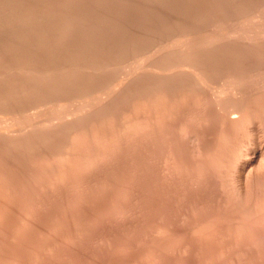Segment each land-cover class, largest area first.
Wrapping results in <instances>:
<instances>
[{"label":"rangeland","instance_id":"obj_1","mask_svg":"<svg viewBox=\"0 0 264 264\" xmlns=\"http://www.w3.org/2000/svg\"><path fill=\"white\" fill-rule=\"evenodd\" d=\"M188 1L189 0H167V1L162 0V3H161L160 0H147V1H144V0H0V19H1L0 20V63H1L0 64V83L3 82V84H0V87H1L0 88V111H1L0 112V144H1L0 145L1 146L0 147V170L2 171V173L0 171V208H1L0 209V264H264V215H263L264 210H261L262 208L264 209V205H263L264 203L261 202L264 200L263 198L264 197V192H263L264 191L263 190L264 189L263 187L264 161L257 164V167L255 166V168L257 169L253 170V175H252L255 177H252L250 175L247 176L246 171H243L240 169L241 163H242V160H241L242 157L239 156V158L241 159L237 157L241 153H242L241 155H243L244 153L251 151V149H253V147L255 146L257 149L258 148L260 149L261 151L260 153L264 154V135H263L264 114L262 113L264 112V109L262 107L264 106V104L261 105L262 103H264L263 102L264 96H262V98H258V100L254 99V100H250L249 103H247L248 102L247 101L246 103L242 104L244 105L243 113L246 111L245 112L246 114L245 113L244 114L247 115V117L244 115L245 119L243 118L242 120L237 121V122H231V121L229 122V118H226V117H228L227 116L228 112L232 111L233 109L230 108L229 105L227 106L229 108H227L226 105L224 106L218 105L221 111L217 109L218 108L217 105H213L214 106L213 107L212 104L211 105L207 104L206 106V104L204 103L203 104L204 106H203L202 101H200L197 96V94L199 95V92L201 91L199 90V88L194 89L195 86L196 87L198 86L196 85V83L195 85L194 83H192V82H195V78L197 75V77L201 76V78L205 80L209 78L207 80V82L210 81L208 82L209 85H211V87L213 86L214 88H218L219 86H222L221 85L222 83L224 86H227L230 83H233L238 79H242V78L244 79L246 77H251L253 75L254 70L256 71L254 73H258L261 76L264 75V63H263L264 62V46H262L264 43V34H263L264 33V28H263L264 27V3H263L264 0L262 1L261 0H257V1L256 0L254 1L253 0H249V1L243 0L244 2L243 1L241 2V0H236V1L227 0L229 3L226 0H200V1L190 0L189 2ZM202 1H204V3ZM219 1L220 2L223 1V2L220 3ZM210 3L212 4L210 5ZM198 4H200L201 6ZM218 4L222 5V7L219 6ZM242 6H243V9H242ZM246 7L249 10L246 9ZM238 8H240L239 9L240 12L239 10H237ZM234 9L236 10L234 11ZM241 10H243L242 11L243 13L241 12ZM230 11H233V12H230ZM170 13L171 14L173 13V14L171 15ZM230 14H232L231 15L232 17L230 16ZM135 16L139 20H137ZM146 16H149L147 17V20H146ZM152 16L153 18H151ZM94 17L96 18L98 17L99 19L97 18L95 20ZM171 17H173L174 19H172ZM183 19L185 21L187 20L188 22L187 21L185 22ZM90 21L92 22L94 21V22L92 23ZM180 21L182 22V24ZM26 24L28 26H26ZM173 24L175 25L173 26ZM249 27L251 28V31ZM144 28L147 31H145ZM166 28H168L167 29L168 31L166 30ZM186 28H187V31H186ZM10 29L12 30L10 31ZM152 29H153V32H151ZM139 30L141 31L139 32ZM160 30H161V33L159 34ZM242 30L245 32H243ZM55 31L57 32L56 33L57 35L54 33ZM101 31L102 32L104 31V32L102 33ZM46 32L47 34H44ZM145 32L146 34L144 35ZM112 33L114 36L112 35ZM30 35L31 37H29ZM94 35L98 37H95ZM52 36L54 38H52ZM88 37H90L92 41H90L91 39H89ZM118 37L120 40L118 39ZM123 37L124 39H126V41L123 39ZM140 38H142L144 41L141 40ZM33 40L36 42H34ZM53 40H55V42L57 40L56 44ZM29 42L30 43L32 42L35 47ZM182 42H185V43H182ZM93 43H95V45ZM115 43L116 44L119 43V44L116 45ZM144 43H146L145 46H144ZM37 44L40 47H38ZM67 44L69 46H67ZM106 44L107 45L109 44V45L107 46ZM183 44H185L186 46ZM50 45L52 46V48ZM25 46L27 47L26 49L28 50V52L27 50H24ZM70 46L72 49L70 48ZM89 46L90 47L93 46L94 50L91 49L92 47L90 48ZM163 46L166 48H164ZM45 48H49V49H46L48 50L47 51L48 53L46 52ZM51 49L52 50L54 49V52L53 51L51 52L50 51ZM73 49L75 52L72 51ZM122 49L124 51H122ZM32 50H33V53L31 52ZM38 50H40V52ZM42 51L44 52V54L42 53ZM69 51H71V53ZM87 51L89 52L87 53ZM116 54L118 56H116ZM36 55L39 57V59ZM48 56L49 58L51 57L50 58L51 60L48 58ZM121 56L123 57V61H122ZM80 57H82L83 60ZM112 58L114 61L112 60ZM56 59L58 60L60 59L61 61L63 59V61L62 62L57 61ZM108 60L110 61V63L108 62ZM184 60H186L187 63ZM3 61H4L5 66H3L2 64ZM88 61H90L91 63ZM112 61L115 63H113ZM117 61H119L120 63L119 62L117 63ZM178 61L179 63L176 64V62ZM53 62H56V63L53 64ZM58 62L61 64L59 65ZM136 62H138L139 64H137ZM159 62L161 63L162 67ZM180 62H182V64H180ZM190 62L195 63V65L198 64L196 65L197 67L194 66L193 64L190 65ZM174 63L176 67H179V66L181 67V65L184 67H190V68H193L195 72L193 71L194 73L193 75L185 73L188 76L186 75L184 76V73L180 72V75H179L178 74L179 72L177 73L174 71L176 69V67L174 66ZM34 64L36 65V67ZM84 64L88 65L89 67L88 66L85 67ZM95 64L96 65L98 64L97 67ZM170 64H172L173 66ZM11 65H13L14 67H12ZM168 66H170V69L168 68ZM47 67L50 71L47 69ZM104 67H106V69ZM260 67H261V70L259 69ZM241 68L245 69V71L242 70ZM248 68L250 69V71L247 70ZM12 69L13 71H11ZM41 69L42 71L44 70L43 73ZM80 69L81 70L83 69V70L81 71ZM256 69H258V72ZM67 70L68 71L71 70V71L68 72ZM201 70L203 71L201 72ZM25 71H27V73ZM154 71H157V72H154ZM171 71H174L173 74L171 73L172 75L170 74ZM238 71H241V73ZM242 71L244 73H242ZM72 72L73 74H71ZM58 73H60L61 75ZM181 73L183 74V76ZM140 74L142 75V77ZM156 74H161V75L157 76ZM239 74L241 75L239 76ZM35 75H37V77ZM91 76L93 77L91 78ZM99 76H100V79H99ZM151 76L152 77L154 76V77L152 78ZM191 76L194 77V79ZM205 76L207 78H205ZM135 77L136 78L140 77L139 78L140 80L138 78L135 79ZM145 77L147 79H143ZM27 79L28 80L30 79V80L27 81ZM43 79L46 81H43ZM94 79L97 81H95ZM127 79L129 82L127 81ZM142 79L144 80V82ZM219 79H222L223 82H221ZM66 80L67 82L65 83ZM135 80L136 82H133ZM141 80L143 83L145 82L146 83L143 85ZM213 80H216L217 82L215 83V81ZM84 81H86V84ZM131 81L133 82V84ZM75 82L77 84H74ZM215 84H217V86ZM125 85L127 87H125ZM172 86H175V87H172ZM190 86L192 87L194 86V87L192 88ZM72 87H74V89ZM152 89H153L154 94L151 91ZM2 90H3V93H2ZM70 90L72 92H70ZM126 90L130 92H127ZM39 91H40V95H39ZM150 91L152 92L151 95H150ZM155 91L158 93L156 96L158 95H162L161 97H163L164 95H167V96H164L163 97L164 99L163 98L159 99V96H158L156 100V98L154 97L156 94ZM57 93L60 95L58 96ZM147 94H149L151 98H149ZM114 95L116 98L114 97ZM133 95L135 96L133 97ZM184 96L186 97L184 98ZM135 97H138V98L136 99ZM140 97H143V98H140ZM166 97L167 98L169 97L171 99L169 98L166 99ZM181 98L183 99V101ZM153 99L157 101L156 103L160 102L163 104H164L163 100H165L166 102L165 107H164L165 109L162 108V110H160V108L162 107L160 106L161 104H157L158 107H156V105L153 104L155 102ZM194 99L195 100L197 99L196 101H199V102L196 103ZM84 100L86 102H84ZM261 100L262 102L261 104L259 103L260 105L256 103V101L260 102ZM151 101L153 103H151ZM180 101L182 105L179 104ZM191 101L195 103L197 107L199 108L201 107L202 110L205 109L204 112L203 113L200 112L202 110L197 109L195 106L192 107L195 104L193 103L191 104ZM135 102L136 103L139 102V104H135ZM170 102L172 103V105ZM177 103L179 104L178 106H177ZM254 103L261 106L260 108L256 105L258 107V112H257V107L256 106L254 107L255 105ZM189 104H191L190 106L193 108V110L190 107H188ZM248 104L249 105L251 104L254 108L251 105L250 106L252 108L250 106L247 107ZM135 106L136 108H139V110L134 108ZM211 106L213 110H211L210 114L213 113L212 114L213 118L211 117L209 112L206 111V110L210 111L209 108ZM60 107L64 109L62 110ZM149 107H152L151 109L153 112H150ZM220 107L221 108L223 107L224 109L223 108L221 109ZM75 108L78 111H76ZM187 108H189L190 110ZM194 108L196 109L194 110ZM226 108L227 110H225ZM248 108L249 110L250 108L252 110L254 109L253 110L254 112L252 110L251 111L253 115L255 114L256 117L255 116L252 117V115H250L251 111H249L250 112L249 113L247 110ZM259 108L261 109L260 111H259ZM91 109L93 110V112ZM166 109H168L167 110L168 114L170 115L171 113L172 116L170 115L169 117L168 114L165 115L167 112H165V114L164 112L161 113V111H165ZM216 109L218 111H216V114H215ZM58 110L60 111V113ZM125 110L126 111L130 110V111L126 113ZM184 110L186 111L184 112ZM116 111L118 112L115 113ZM63 112L64 114L65 113L66 114L64 115ZM122 112L127 114L128 116L127 115H126L127 117L124 116L125 114H123ZM131 112H133V114ZM189 112H190V115H189ZM194 112H197V113L200 112V113L197 114ZM205 112H207L208 115L205 114ZM61 113L64 115V117ZM159 113H161L162 116L157 118L156 115L158 116ZM107 114L108 116H106ZM131 114H132V117L130 116ZM153 114L156 117L155 121L158 119L157 122L154 121L155 123L149 122L151 120L152 121L154 120L153 118L155 117L152 116ZM185 114L186 116L187 115L189 116V117L187 116V118H189L191 121H193V119H191L192 116L194 119L196 117L197 120L195 119L196 121L194 120L195 121L194 123L193 122L191 123V121H189L190 122L189 123L188 122L189 119H186L187 121L185 119H182L184 117L186 118ZM149 115L152 118L151 117L149 118ZM173 115H175L176 117L175 116L173 117ZM198 115H200V117ZM100 117L102 119H100ZM133 117H136V118H133ZM179 117L181 120L178 119ZM105 118L106 119L108 118L111 121L108 120L109 121L108 122L107 120H104ZM129 118L130 120L132 118L133 119L130 121L128 120ZM166 118H169L171 120H169V122L167 123L166 120L168 119ZM254 118L256 120H254ZM146 119L147 121L149 120L148 123L150 124L146 123L147 121L145 122ZM160 119L162 120L166 119L165 123L167 125L161 122ZM50 120H52L53 123L49 122ZM94 120H96V122L98 121L99 123L97 122L96 124ZM140 120L142 121L139 122ZM182 120H184L183 121L184 123L186 121V123L183 124ZM61 122L65 125L61 124ZM119 122L121 123V125L122 124L123 125L121 126ZM159 122L160 124L162 123V126L159 125ZM48 123H52V126L51 124L48 125ZM130 123L131 124L133 123V124L131 125ZM151 123H154V125H151ZM111 124L114 126H112ZM196 124H197V127H196ZM28 125L30 127L32 125L33 126L31 128L26 127ZM37 125L39 127H37ZM105 125L106 127H104ZM156 125L157 126L159 125V126L156 128ZM226 125L229 127H227ZM256 125L258 126L261 125V126L258 127ZM107 126H109L110 128H108ZM194 126L196 128H194ZM202 126L205 128H203ZM102 127L105 129H103ZM119 127L122 129H120ZM187 127L188 129H191L192 131L194 129V132L197 135H195L193 132H192L193 134H190L191 132H189ZM190 127H192L193 129ZM112 128H113V131H112ZM109 129L111 130L109 131ZM154 129L155 131H153ZM158 129L160 132L158 131ZM165 129L167 131H165ZM179 129H180V135L178 134L179 132H177L179 131ZM211 129L212 131L210 135H208L210 132L209 130ZM260 129L262 131H260ZM207 130L209 132H207ZM161 131H162V134H161ZM235 131H236V134H234ZM103 132L104 133L106 132L107 135L106 133L104 135ZM121 132H123L122 135H121ZM199 132L202 134V136ZM218 133H220V135ZM7 135L11 137L8 138ZM182 135L183 137H181ZM187 135H189V137ZM185 136L187 137L185 138ZM194 136H196L195 137L196 140L192 139L194 138ZM208 136L209 138H207ZM229 136L230 138H228ZM100 137L102 139H100ZM221 137L225 140L223 141ZM6 138L11 139V140L9 141ZM65 138L67 139V141ZM105 138L106 139L110 138V139L109 140L107 139L106 141ZM165 138L168 140L166 141ZM12 139H14V141ZM88 139L90 141H88ZM112 139L115 141H113ZM128 139L130 141H128ZM187 139L192 140L196 144H194L193 142ZM3 140H5V142ZM118 140L119 142L117 143ZM126 140L127 142H125ZM171 140L173 142H171ZM7 141L10 143L12 142L9 147L6 145V144L8 145L10 144ZM214 141H216V145ZM13 142L15 143V145L13 144ZM167 142H169V144ZM92 144L95 146L93 147ZM98 145H102V146H98ZM133 145L135 148L133 147ZM175 145L176 146L178 145V147L179 146L180 147L177 148ZM201 145H202V149L203 150L205 149L204 151L202 149L200 150ZM152 146L154 150H152ZM225 146H228V148ZM101 147L103 149H101ZM110 147L111 149L108 150V148ZM216 147L219 150H217ZM39 148L40 150H38ZM115 148L118 150H116ZM155 148H158V149H155ZM212 148L215 152L212 150ZM233 148H234V152H233ZM29 149L31 150V152ZM186 149L188 150V152ZM158 150L159 152L163 153L165 156L159 153ZM154 152L155 153L158 152V153L155 154ZM205 152L207 153L205 154ZM223 152L224 153L226 152V153L224 154ZM32 153L34 154L32 155ZM68 153H71V154H68ZM188 153L190 156L187 155ZM230 153L236 156H233ZM81 154L84 155V158ZM202 154H204L206 158L203 159ZM173 155H174V158H172ZM182 155H184L185 158H183L184 156ZM143 156L146 158H144ZM221 156H223L224 160L222 159ZM27 157H29V159ZM212 157L213 158L215 157L214 160L212 159ZM137 158H140V159H137ZM35 159L37 160L35 161ZM186 159H188L187 161L189 163L186 161ZM190 159H192L193 161L195 159H198V161L196 160L197 162L196 161L193 162ZM233 159L237 160L238 162L236 161L235 163V160ZM200 160L201 162H203L202 164H200L201 162L199 163ZM202 160H205V161H202ZM211 160H213L212 163L214 164L211 163ZM219 160L221 161V163ZM180 161L182 162L183 166L181 165ZM215 161L216 163L218 162L217 163L218 165L215 163ZM225 161L227 162L224 163ZM85 163H87V165H85ZM101 163L102 164L104 163V164L102 165ZM207 163H208V166H207ZM204 164H205V167L203 166ZM215 164L216 166H214ZM219 164H222L223 167L225 168H223ZM228 164H230L229 165L230 167L228 166ZM35 166L37 167V169ZM95 166L96 167L99 166V169L95 168ZM231 168H233L234 170L233 169L231 170ZM236 168L238 170H236ZM260 168H262V170H260ZM212 169L214 171H212ZM203 170L204 171L207 170L210 173L207 171L204 172ZM4 172L6 173V175ZM241 172H242V175H241ZM239 176L242 178V181ZM251 177L254 179H252ZM258 177L263 178V180L259 179ZM245 179H249V180H245ZM31 180H35V181L32 182ZM252 180H255V182ZM214 181L217 184H215ZM208 182L210 186L212 185V187L208 185ZM254 183H256V185H254ZM257 185L259 186V188H256L258 187ZM209 187L213 189H210ZM260 187L263 193L261 192ZM202 188H204L205 190L207 189V190L205 191L203 189L201 191ZM216 189H218L217 192L215 191ZM256 189L259 190L260 194ZM262 194L263 196L260 198ZM256 197H258L257 199H259L260 201L257 200ZM259 202L262 203V207L260 206L261 204ZM255 205L257 208L258 207L260 208V209L259 208L257 209L255 207L258 211H255L256 210L255 208H254L255 210L253 209V206ZM245 206L247 209L245 208ZM260 211L263 212V214L260 213ZM250 213H253V214L255 213V214L253 215ZM256 214L258 215L256 217L257 219L254 217Z\"/></svg>","mask_w":264,"mask_h":264},{"label":"bare ground","instance_id":"obj_2","mask_svg":"<svg viewBox=\"0 0 264 264\" xmlns=\"http://www.w3.org/2000/svg\"><path fill=\"white\" fill-rule=\"evenodd\" d=\"M144 1H147V0H144ZM166 1H167V0H166ZM189 1H190V0H189ZM189 1H188V2H189ZM198 1H200V0H198ZM226 1H227V0H226ZM229 1H231V0H229ZM235 1H236V0H235ZM242 1H243V0H241V2H242ZM248 1H249V0H248ZM253 1H254V0H253ZM256 1H257V0H256ZM261 1H262V0H261ZM160 2L162 3V0H160ZM164 2H165V1H164ZM179 2H181V1H179ZM202 2L204 3V1H202ZM208 2H209V1H208ZM211 2H212V1H211ZM215 2H216V1H215ZM217 2H218V1H217ZM219 2H220V1H219ZM221 2H223V1H221ZM221 2H220V3H221ZM224 2H225V1H224ZM227 2H228V1H227ZM243 2H244V1H243ZM258 2H259V1H258ZM138 3H139V2H138ZM152 3H153V2H152ZM225 3H226V2H225ZM228 3H229V2H228ZM228 3H227V4H228ZM230 3H232V2H230ZM254 3H256V2H254ZM263 3H264V2H263ZM142 4H143V3H142ZM170 4H171V3H170ZM184 4H185V3H184ZM184 4H183V5H184ZM211 4H212V3H210V5H211ZM216 4H217V3H216ZM222 4H223V3H222ZM236 4H237V3H236ZM241 4H242V3H241ZM249 4H250V3H249ZM143 5H144V4H143ZM147 5H148V4H147ZM162 5H163V4H162ZM162 5H161V6H162ZM173 5H174V4H173ZM183 5H182V6H183ZM198 5H200V4H198ZM207 5H208V4H207ZM213 5H214V4H213ZM218 5L222 7V5H220V4H218ZM228 5H229V4H228ZM237 5H238V4H237ZM250 5H251V4H250ZM250 5H249V6H250ZM253 5H254V4H253ZM256 5H257V4H256ZM259 5H260V4H259ZM163 6H164V5H163ZM163 6H162V7H163ZM165 6H166V4H165ZM177 6H178V5H177ZM195 6H196V4H195ZM200 6H201V5H200ZM204 6H205V5H204ZM216 6H217V5H216ZM219 6H218V7H219ZM226 6H227V5H226ZM245 6H247V5H245ZM209 7H210V6H209ZM223 7H224V6H223ZM230 7H231V6H230ZM234 7H235V6H234ZM253 7H254V6H253ZM156 8H157V7H156ZM169 8H170V7H169ZM171 8H172V6H171ZM174 8H175V7H174ZM182 8H183V7H182ZM182 8H181V9H182ZM205 8H206V7H205ZM205 8H204V9H205ZM210 8H211V7H210ZM210 8H209V9H210ZM228 8H229V7H228ZM228 8H227V9H228ZM150 9H151V8H150ZM150 9H149V10H150ZM157 9H158V8H157ZM161 9H162V8H161ZM181 9H180V10H181ZM185 9H186V8H185ZM187 9H188V8H187ZM189 9H190V8H189ZM192 9H193V8H192ZM200 9H201V8H200ZM202 9H203V8H202ZM211 9H212V8H211ZM239 9H240V8H238L237 10H239ZM242 9H243V6H242ZM246 9H248V8L246 7ZM260 9H261V8H260ZM145 10H146V9H145ZM163 10H164V9H163ZM166 10H167V9H166ZM171 10H172V9H171ZM180 10H178V11H180ZM221 10H222V9H221ZM235 10H236V9H234V11H235ZM248 10H249V9H248ZM178 11H177V12H178ZM184 11H185V10H184ZM188 11H189V10H188ZM211 11H212V10H211ZM211 11H210V12H211ZM224 11H225V10H224ZM242 11H243V10H241V12H242ZM251 11H252V10H251ZM165 12H166V11H165ZM168 12H169V11H168ZM182 12H183V10H182ZM210 12H209V13H210ZM230 12H233V11H230ZM230 12H229V13H230ZM239 12H240V10H239ZM146 13H147V11H146ZM160 13H162V12H160ZM212 13H213V12H212ZM212 13H211V14H212ZM219 13H220V12H219ZM227 13H228V11H227ZM242 13H243V12H242ZM242 13H241V14H242ZM244 13H245V12H244ZM255 13H256V11H255ZM170 14H171V13H170ZM172 14H173V13H172ZM172 14H171V15H172ZM200 14H201V13H200ZM157 15H158V14H157ZM178 15H179V14H178ZM212 15H213V14H212ZM216 15H218V14H216ZM222 15H223V14H222ZM231 15H232V14H230V16H231ZM233 15H234V14H233ZM237 15H238V14H237ZM244 15H245V14H244ZM257 15H258V14H257ZM197 16H198V15H197ZM200 16H201V15H200ZM203 16H204V15H203ZM203 16H202V17H203ZM209 16H210V15H209ZM227 16H228V15H227ZM8 17H9V16H8ZM8 17H7V18H8ZM51 17H52V16H51ZM68 17H69V16H68ZM70 17H71V16H70ZM82 17H83V16H82ZM103 17H105V16H103ZM135 17H136V16H135ZM140 17H141V16H140ZM147 17H149V16H146V20H147ZM160 17H161V16H160ZM193 17H194V16H193ZM217 17H218V16H217ZM231 17H232V16H231ZM54 18H55V17H54ZM71 18H72V17H71ZM92 18H93V17H92ZM92 18H91V19H92ZM94 18H95V20H96L98 17H97V18L94 17ZM136 18H137V17H136ZM151 18H153V16H152ZM164 18H165V17H164ZM171 18L174 19L173 17H171ZM175 18H176V17H175ZM180 18H181V17H180ZM76 19H77V18H76ZM82 19H83V18H82ZM98 19H99V18H98ZM121 19H122V18H121ZM148 19H149V18H148ZM160 19H161V18H160ZM212 19H213V18H212ZM232 19H233V18H232ZM243 19H244V18H243ZM0 20H1V19H0ZM3 20H4V19H3ZM93 20H94V19H93ZM118 20H120V19H118ZM127 20H128V19H127ZM137 20H139V19L137 18ZM141 20H142V19H141ZM155 20H156V19H155ZM179 20H180V19H179ZM183 20H184V19H183ZM224 20H225V19H224ZM230 20H231V19H230ZM4 21H5V20H4ZM9 21H10V20H9ZM11 21H12V20H11ZM19 21H20V20H19ZM35 21H36V20H35ZM35 21H34V22H35ZM63 21H64V20H63ZM77 21H78V20H77ZM83 21H84V20H83ZM122 21H123V20H122ZM124 21H125V20H124ZM131 21H132V20H131ZM135 21H136V20H135ZM184 21H185V20H184ZM186 21H187V20H186ZM186 21H185V22H186ZM212 21H213V20H212ZM231 21H232V20H231ZM236 21H237V20H236ZM249 21H250V20H249ZM30 22H31V21H30ZM39 22H40V20H39ZM68 22H69V21H68ZM90 22H92V21H90ZM93 22H94V21H93ZM93 22H92V23H93ZM128 22H129V21H128ZM154 22H155V21H154ZM162 22H163V21H162ZM180 22H181V21H180ZM187 22H188V21H187ZM199 22H200V21H199ZM51 23H52V22H51ZM65 23H66V22H65ZM80 23H82V22H80ZM85 23H86V22H85ZM126 23H127V22H126ZM130 23H131V22H130ZM134 23H136V22H134ZM142 23H143V22H142ZM190 23H191V21H190ZM190 23H189V24H190ZM192 23H193V21H192ZM219 23H220V22H219ZM21 24H22V23H21ZM35 24H36V23H35ZM38 24H39V23H38ZM47 24H48V23H47ZM47 24H46V25H47ZM67 24H68V23H67ZM87 24H88V22H87ZM89 24H90V23H89ZM128 24H129V23H128ZM128 24H127V25H128ZM152 24H153V23H152ZM152 24H151V25H152ZM154 24H155V23H154ZM181 24H182V22H181ZM181 24H180V25H181ZM10 25H11V23H10ZM24 25H25V24H24ZM52 25H53V24H52ZM55 25H56V24H55ZM71 25H72V24H71ZM71 25H70V26H71ZM97 25H98V24H97ZM97 25H96V26H97ZM136 25H137V24H136ZM148 25H149V23H148ZM157 25H158V23H157ZM168 25H169V24H168ZM168 25H167V26H168ZM170 25H171V24H170ZM174 25H175V24H173V26H174ZM187 25H188V24H187ZM202 25H203V24H202ZM208 25H209V24H208ZM259 25H260V24H259ZM6 26H7V25H6ZM22 26H23V25H22ZM26 26H28V25L26 24ZM30 26H31V25H30ZM41 26H42V25H41ZM58 26H59V25H58ZM155 26H156V25H155ZM155 26H154V27H155ZM245 26H246V25H245ZM4 27H5V26H4ZM20 27H21V26H20ZM55 27H56V26H55ZM75 27H77V26H75ZM90 27H91V26H90ZM92 27H93V26H92ZM133 27H134V26H133ZM136 27H137V26H136ZM158 27H159V26H158ZM165 27H166V26H165ZM168 27H169V26H168ZM171 27H172V26H171ZM182 27H183V26H182ZM211 27H212V26H211ZM259 27H260V26H259ZM34 28H35V27H34ZM56 28H57V27H56ZM65 28H66V27H65ZM121 28H122V27H121ZM126 28H127V27H126ZM126 28H125V29H126ZM155 28H156V27H155ZM183 28H184V27H183ZM249 28H250V27H249ZM253 28H254V27H253ZM256 28H257V27H256ZM263 28H264V27H263ZM37 29H39V28H37ZM40 29H41V28H40ZM50 29H51V28H50ZM69 29H70V28H69ZM88 29H89V28H88ZM97 29H98V28H97ZM125 29H124V30H125ZM144 29H145V28H144ZM156 29H157V28H156ZM167 29H168V28H166V30H167ZM169 29H170V28H169ZM172 29H173V28H172ZM188 29H189V28H188ZM193 29H195V28H193ZM11 30H12V29H10V31H11ZM21 30H22V29H21ZM28 30H29V28H28ZM30 30H31V29H30ZM32 30H33V29H32ZM46 30H47V29H46ZM54 30H55V29H54ZM54 30H53V31H54ZM75 30H76V29H75ZM78 30H80V29H78ZM83 30H84V29H83ZM90 30H91V29H90ZM103 30H104V29H103ZM121 30H122V29H121ZM149 30H150V29H149ZM166 30H165V31H166ZM246 30H247V29H246ZM19 31H20V30H19ZM43 31H44V29H43ZM94 31H95V30H94ZM135 31H136V30H135ZM140 31H141V30H139V32H140ZM145 31H147V30L145 29ZM167 31H168V30H167ZM183 31H184V30H183ZM186 31H187V28H186ZM242 31H243V30H242ZM250 31H251V28H250ZM24 32H25V31H24ZM24 32H23V33H24ZM26 32H27V31H26ZM34 32H35V31H34ZM34 32H33V33H34ZM39 32H40V31H39ZM48 32H49V31H48ZM51 32H52V31H51ZM61 32H62V31H61ZM76 32H77V31H76ZM79 32H80V31H79ZM98 32H99V31H98ZM101 32H102V31H101ZM103 32H104V31H103ZM103 32H102V33H103ZM126 32H127V30H126ZM126 32H125V33H126ZM151 32H153V29H152ZM156 32H157V31H156ZM189 32H190V31H189ZM231 32H232V31H231ZM231 32H230V33H231ZM243 32H245V31H243ZM257 32H258V31H257ZM261 32H262V31H261ZM17 33H18V32H17ZM20 33H21V32H20ZM33 33H32V34H33ZM40 33H41V32H40ZM49 33H50V32H49ZM52 33H53V32H52ZM54 33L56 34L57 32L55 31ZM80 33H81V32H80ZM83 33H84V31H83ZM83 33H82V34H83ZM121 33H123V32H121ZM125 33H124V34H125ZM137 33H138V32H137ZM157 33H158V32H157ZM160 33H161V30H160L159 34H160ZM163 33H164V32H163ZM169 33H170V32H169ZM169 33H168V35H169ZM185 33H186V32H185ZM233 33H234V31H233ZM233 33H232V34H233ZM236 33H237V31H236ZM254 33H255V32H254ZM10 34H11V33H10ZM21 34H22V33H21ZM36 34H37V32H36ZM44 34H47V32L44 33ZM50 34H51V33H50ZM50 34H49V35H50ZM76 34H77V33H76ZM92 34H94V33H92ZM98 34H99V33H98ZM145 34H146V32L144 33V35H145ZM187 34H189V33H187ZM207 34H208V33H207ZM216 34H217V33H216ZM250 34H251V33H250ZM263 34H264V33H263ZM12 35H13V33H12ZM17 35H18V34H17ZM17 35H16V36H17ZM39 35H40V34H39ZM56 35H57V34H56ZM60 35H61V34H60ZM79 35H80V34H79ZM95 35H96V34H95ZM95 35H94V36H95ZM103 35H104V34H103ZM112 35H113V33H112ZM117 35H118V34H117ZM121 35H122V34H121ZM142 35H143V34H142ZM168 35H167V36H168ZM180 35H181V34H180ZM194 35H195V33H194ZM228 35H229V34H228ZM233 35H234V34H233ZM260 35H261V34H260ZM61 36H62V35H61ZM61 36H60V37H61ZM81 36H82V35H81ZM88 36H89V35H88ZM94 36H93V37H94ZM113 36H114V35H113ZM115 36H116V34H115ZM130 36H131V35H130ZM133 36H134V34H133ZM136 36H137V35H136ZM139 36H140V35H139ZM165 36H166V35H165ZM174 36H175V34H174ZM253 36H254V35H253ZM22 37H23V35H22ZM29 37H31V35H30ZM48 37H49V36H48ZM57 37H58V36H57ZM62 37H63V36H62ZM73 37H74V36H73ZM77 37H78V36H77ZM90 37H91V36H90ZM90 37H88V38L91 39ZM95 37H98V36H95ZM95 37H94V38H95ZM111 37H112V36H111ZM155 37H156V36H155ZM160 37H161V36H160ZM256 37H257V36H256ZM27 38H28V37H27ZM52 38H54V37L52 36ZM74 38H75V37H74ZM94 38H93V39H94ZM103 38H104V36H103ZM131 38H132V37H131ZM145 38H146V37H145ZM145 38H144V39H145ZM157 38H158V37H157ZM165 38H166V37H165ZM208 38H209V37H208ZM212 38H213V37H212ZM232 38H233V37H232ZM261 38H262V37H261ZM25 39H26V37H25ZM25 39H24V41H25ZM30 39H31V38H30ZM36 39H38V38H36ZM50 39H51V38H50ZM56 39H57V38H56ZM71 39H72V38H71ZM95 39H96V38H95ZM107 39H108V38H107ZM109 39H110V37H109ZM111 39H112V38H111ZM118 39H119V37H118ZM123 39H124V37H123ZM127 39H128V38H127ZM135 39H136V38H135ZM140 39L143 40L142 38H140ZM155 39H156V38H155ZM191 39H192V38H191ZM196 39H197V38H196ZM196 39H195V40H196ZM255 39H256V38H255ZM83 40H84V39H83ZM96 40H97V39H96ZM112 40H113V39H112ZM119 40H120V39H119ZM121 40H122V39H121ZM124 40L126 41V39H124ZM136 40H137V39H136ZM138 40H139V39H138ZM219 40H220V39H219ZM222 40H223V39H222ZM30 41H31V40H30ZM33 41H34V40H33ZM33 41H32V42H33ZM39 41H40V40H39ZM53 41L55 42V40H53ZM77 41H78V40H77ZM80 41H81V40H80ZM90 41H92V39H91ZM90 41H89V43H90ZM103 41H104V40H103ZM107 41H108V40H107ZM107 41H105V42H107ZM117 41H118V40H117ZM130 41H131V40H130ZM143 41H144V40H143ZM152 41H153V40H152ZM216 41H217V40H216ZM32 42H31V43L29 42V43L33 45ZM34 42H36V41H34ZM56 42H57V40H56ZM56 42H55V44H56ZM68 42H69V41H68ZM78 42H79V41H78ZM78 42H77V43H78ZM83 42H84V41H83ZM93 42H95V41H93ZM101 42H102V40H101ZM115 42H116V40H115ZM134 42H135V41H134ZM150 42H151V41H150ZM173 42H174V41H173ZM42 43H43V42H42ZM50 43H51V42H50ZM69 43H70V42H69ZM91 43H92V42H91ZM97 43H98V42H97ZM97 43H96V45H97ZM119 43H120V42H119ZM119 43H117V44H119ZM146 43H147V42H146ZM146 43H144V46H145ZM154 43H155V42H154ZM182 43H185V42H182ZM244 43H245V42H244ZM23 44H24V43H23ZM44 44H45V43H44ZM48 44H49V43H48ZM93 44L95 45V43H93ZM115 44H116V43H115ZM117 44H116V45H117ZM141 44H142V43H141ZM148 44H149V43H148ZM148 44H147V45H148ZM155 44H156V43H155ZM157 44H158V43H157ZM161 44H162V42H161ZM169 44H170V43H169ZM171 44H172V43H171ZM205 44H206V43H205ZM224 44H225V43H224ZM25 45H26V44H25ZM35 45H36V43H35ZM51 45H52V44H51ZM51 45H50V46H51ZM57 45H58V44H57ZM64 45H65V44H64ZM106 45H107V44H106ZM108 45H109V44H108ZM108 45H107V46H108ZM147 45H146V46H147ZM153 45H154V44H153ZM183 45H185V44H183ZM258 45H259V43H258ZM261 45H262V44H261ZM29 46H30V45H29ZM33 46H34V45H33ZM33 46H31V47H33ZM37 46H38V44H37ZM46 46H47V44H46ZM67 46H69V45L67 44ZM81 46H82V45H81ZM139 46H140V45H139ZM160 46H161V45H160ZM181 46H182V45H181ZM185 46H186V45H185ZM194 46H195V45H194ZM201 46H202V45H201ZM207 46H208V45H207ZM262 46H264V43H263ZM34 47H35V46H34ZM38 47H40V46H38ZM72 47H73V46H72ZM89 47H90V46H89ZM91 47H92V48H91ZM91 47H90V48L93 49V46H91ZM129 47H130V46H129ZM137 47H138V46H137ZM142 47H143V46H142ZM163 47H164V46H163ZM228 47H229V46H228ZM231 47H232V46H231ZM239 47H240V46H239ZM26 48H27V47L25 46V49H24V48H23V49H24V50H27ZM49 48H50V47H49ZM49 48H45V50H46V49H49ZM51 48H52V46H51ZM56 48H57V47H56ZM70 48H71V46H70ZM81 48H82V47H81ZM84 48H85V47H84ZM121 48H122V47H121ZM130 48H131V47H130ZM154 48H155V47H154ZM160 48H161V47H160ZM164 48H166V47H164ZM188 48H189V46H188ZM245 48H246V47H245ZM34 49H35V48H34ZM64 49H66V48H64ZM68 49H69V48H68ZM71 49H72V48H71ZM76 49H77V48H76ZM79 49H80V47H79ZM88 49H89V48H88ZM99 49H100V48H99ZM106 49H107V48H106ZM127 49H128V48H127ZM127 49H126V50H127ZM134 49H135V48H134ZM158 49H159V48H158ZM179 49H180V48H179ZM251 49H252V47H251ZM258 49H259V48H258ZM56 50H57V49H56ZM58 50H59V49H58ZM77 50H78V49H77ZM84 50H85V49H84ZM84 50H83V51H84ZM86 50H87V49H86ZM89 50H90V49H89ZM93 50H94V49H93ZM101 50H102V49H101ZM129 50H130V49H129ZM137 50H138V49H137ZM162 50H163V49H162ZM185 50H186V49H185ZM246 50H247V49H246ZM22 51H23V50H22ZM22 51H21V52H22ZM34 51H35V50H34ZM38 51L40 52V50H38ZM47 51H48V50H46V52H47ZM50 51H51V52H52V51L54 52V49H53V50L51 49ZM72 51H74V49H73ZM81 51H82V50H81ZM81 51H80V52H81ZM105 51H106V50H105ZM115 51H116V50H115ZM122 51H124V50L122 49ZM138 51H139V50H138ZM144 51H145V50H144ZM148 51H149V50H148ZM170 51H171V50H170ZM239 51H240V50H239ZM250 51H251V50H250ZM25 52H26V51H25ZM27 52H28V50H27ZM31 52L33 53V50H32ZM39 52H38V53H39ZM56 52H57V51H56ZM69 52L71 53V51H69ZM74 52H75V51H74ZM88 52H89V51H87V53H88ZM99 52H100V50H99ZM108 52H109V51H108ZM128 52H129V51H128ZM130 52H131V51H130ZM146 52H147V51H146ZM158 52H159V50H158ZM202 52H203V51H202ZM241 52H242V51H241ZM19 53H20V52H19ZM42 53L44 54L43 51H42ZM47 53H48V52H47ZM72 53H73V52H72ZM81 53H82V52H81ZM102 53H103V52H102ZM115 53H117V52H115ZM119 53H120V52H119ZM126 53H127V52H126ZM137 53H138V52H137ZM140 53H141V52H140ZM144 53H145V52H144ZM147 53H148V52H147ZM172 53H173V52H172ZM175 53H176V52H175ZM181 53H182V52H181ZM192 53H193V52H192ZM231 53H232V52H231ZM236 53H237V52H236ZM244 53H245V52H244ZM251 53H252V52H251ZM27 54H29V53H27ZM30 54H31V53H30ZM39 54H40V53H39ZM43 54H42V55H43ZM49 54H50V53H49ZM52 54H53V53H52ZM52 54H51V55H52ZM74 54H75V53H74ZM74 54H73V55H74ZM85 54H86V53H85ZM133 54H134V52H133ZM159 54H160V53H159ZM222 54H223V53H222ZM61 55H62V53H61ZM76 55H77V54H76ZM90 55H92V54H90ZM108 55H109V54H108ZM110 55H111V54H110ZM121 55H123V54H121ZM130 55H132V54H130ZM155 55H156V54H155ZM36 56H37V55H36ZM40 56H41V55H40ZM57 56H58V55H57ZM83 56H84V55H83ZM94 56H96V55H94ZM113 56H115V55H113ZM116 56H118V55L116 54ZM125 56H126V55H125ZM160 56H161V55H160ZM169 56H170V54H169ZM37 57H38V56H37ZM41 57H42V56H41ZM54 57H55V55H54ZM62 57H64V56H62ZM74 57H75V56H74ZM87 57H88V56H87ZM103 57H104V56H103ZM107 57H108V56H107ZM121 57H122V56H121ZM132 57H133V56H132ZM165 57H166V56H165ZM183 57H184V56H183ZM245 57H246V56H245ZM44 58H45V57H44ZM48 58H49V56H48ZM50 58H51V57H50ZM50 58H49V59H50ZM58 58H59V57H58ZM80 58L82 59V57H80ZM95 58H96V57H95ZM101 58H102V57H101ZM105 58H106V57H105ZM105 58H104V59H105ZM115 58H116V57H115ZM119 58H120V57H119ZM211 58H212V57H211ZM211 58H210V59H211ZM234 58H235V57H234ZM239 58H240V57H239ZM242 58H243V57H242ZM13 59H14V57H13ZM21 59H22V58H21ZM35 59H36V57H35ZM38 59H39V57H38ZM40 59H41V58H40ZM81 59H80V60H81ZM107 59H108V58H107ZM110 59H111V58H110ZM24 60H25V59H24ZM31 60H32V59H31ZM31 60H30V61H31ZM50 60H51V59H50ZM56 60H57V61H61L60 59H59V60L56 59ZM67 60H68V59H67ZM82 60H83V59H82ZM90 60H91V59H90ZM112 60H113V58H112ZM144 60H145V59H144ZM144 60H143V61H144ZM167 60H168V59H167ZM199 60H200V59H199ZM236 60H238V59H236ZM242 60H243V59H242ZM4 61H5V60H4ZM4 61H3V63H2L3 66H5V65H4ZM14 61H15V60H14ZM17 61H18V60H17ZM17 61H16V62H17ZM39 61H40V60H39ZM62 61H63V59H62ZM62 61H61V62H62ZM92 61H93V60H92ZM97 61H98V60H97ZM103 61H105V60H103ZM113 61H114V60H113ZM113 61H112V62H113ZM122 61H123V57H122ZM140 61H141V60H140ZM140 61H139V62H140ZM143 61H142V62H143ZM154 61H155V60H154ZM154 61H153V63H154ZM159 61H160V60H159ZM184 61H186V60H184ZM195 61H196V60H195ZM8 62H9V61H8ZM12 62H13V61H12ZM19 62H20V61H19ZM44 62H45V61H44ZM68 62H69V61H68ZM72 62H73V61H72ZM88 62H90V61H88ZM108 62L110 63L109 60H108ZM108 62H107V63H108ZM118 62H119V61H117V63H118ZM155 62H156V61H155ZM182 62H183V61H182ZM182 62H180V64H182ZM188 62H189V61H188ZM221 62H222V61H221ZM24 63H25V61H24ZM27 63H28V62H27ZM51 63H52V62H51ZM54 63H56V62H53V64H54ZM58 63H59V62H58ZM84 63H85V62H84ZM90 63H91V62H90ZM92 63H93V62H92ZM94 63H95V62H94ZM99 63H100V62H99ZM99 63H98V64H99ZM113 63H115V62H113ZM119 63H120V62H119ZM122 63H123V62H122ZM136 63L139 64L138 62H136ZM159 63H160V62H159ZM159 63H158V64H159ZM177 63H179V61L176 62V64H177ZM186 63H187V61H186ZM263 63H264V62H263ZM0 64H1V63H0ZM36 64H37V63H36ZM49 64H50V63H49ZM60 64H61V63H59V65H60ZM98 64H97V65H98ZM101 64H103V63H101ZM140 64H141V63H140ZM191 64H193L194 66L198 65V64L195 65V63L190 62V65H191ZM203 64H204V63H203ZM6 65H7V64H6ZM13 65H15V64H13ZM13 65H11V66L14 67ZM21 65H22V64H21ZM32 65H33V64H32ZM32 65H31V67H32ZM34 65H35V64H34ZM37 65H38V64H37ZM41 65H42V64H41ZM70 65H71V64H70ZM81 65H82V64H81ZM84 65H85V64H84ZM95 65H96V64H95ZM97 65H96V67H97ZM106 65H107V64H106ZM160 65H161V63H160ZM163 65H164V64H163ZM170 65H172V64H170ZM183 65H185V64H183ZM204 65H205V64H204ZM1 66H2V65H1ZM17 66H18V65H17ZM55 66H56V65H55ZM57 66H58V65H57ZM62 66H63V64H62ZM66 66H67V65H66ZM71 66H72V65H71ZM86 66H88V65H85V67H86ZM108 66H109V65H108ZM116 66H117V65H116ZM164 66H165V65H164ZM164 66H163V67H164ZM172 66H173V65H172ZM174 66H175V63H174ZM229 66H230V65H229ZM245 66H246V65H245ZM7 67H8V66H7ZM18 67H19V66H18ZM35 67H36V65H35ZM38 67H40V66H38ZM38 67H37V68H38ZM53 67H54V66H53ZM69 67H70V66H69ZM82 67H83V66H82ZM88 67H89V66H88ZM88 67H87V68H88ZM93 67H94V65H93ZM93 67H92V68H93ZM96 67H95V68H96ZM101 67H102V66H101ZM161 67H162V65H161ZM165 67H166V66H165ZM165 67H164V68H165ZM175 67H176V66H175ZM191 67H193V66H191ZM196 67H197V66H196ZM200 67H201V66H200ZM221 67H222V66H221ZM236 67H237V66H236ZM9 68H10V66H9ZM28 68H29V67H28ZM37 68H36V69H37ZM41 68H42V67H41ZM79 68H80V67H79ZM104 68L106 69V67H104ZM113 68H114V66H113ZM136 68H137V67H136ZM168 68L170 69V66H168ZM194 68H195V67H194ZM202 68H203V67H202ZM207 68H208V67H207ZM230 68H231V67H230ZM7 69H8V68H7ZM24 69H25V68H24ZM31 69H32V68H31ZM34 69H35V68H34ZM44 69H45V68H44ZM47 69H48V67H47ZM47 69H46V70H47ZM73 69H74V68H73ZM85 69H86V68H85ZM88 69H89V68H88ZM100 69H101V68H100ZM172 69H173V68H172ZM197 69H198V68H197ZM204 69H205V68H204ZM238 69H239V68H238ZM241 69L245 71V69H243V68H241ZM254 69H255V68H254ZM254 69H252V70H254ZM259 69L261 70V67H260ZM262 69H263V68H262ZM9 70H10V69H9ZM48 70H49V69H48ZM80 70H81V69H80ZM82 70H83V69H82ZM82 70H81V71H82ZM108 70H109V69H108ZM116 70H117V69H116ZM116 70H115V71H116ZM153 70H154V69H153ZM153 70H152V71H153ZM155 70H156V69H155ZM247 70L250 71L249 68H248ZM256 70H257V72H258V69H256ZM260 70H259V71H260ZM11 71H13V69H12ZM33 71H34V70H33ZM41 71H42V69H41ZM43 71H44V70H43ZM43 71H42V73H43ZM49 71H50V70H49ZM64 71H66V70H64ZM67 71H68V70H67ZM70 71H71V70H70ZM70 71H68V72H70ZM75 71H76V70H75ZM90 71H91V70H90ZM103 71H104V70H103ZM115 71H114V72H115ZM174 71L177 72V73L179 72V73H178L179 75H180V72H182V73H184V76H185V75L188 76V75L185 74V73H188V74H190V75H191V74L193 75V74H194L193 71L195 72V70H194L193 68H190V67H184V66H182V65H181V67H180V66H179V67H176V69H175ZM174 71H171L170 74H171V73L173 74ZM196 71H198V70H196ZM202 71H203V70H201V72H202ZM207 71H208V70H207ZM223 71H224V70H223ZM236 71H237V70H236ZM249 71H248V72H249ZM8 72H9V71H8ZM25 72L27 73V71H25ZM28 72H29V71H28ZM51 72H53V71H51ZM62 72H63V71H62ZM68 72H67V73H68ZM79 72H80V71H79ZM79 72H78V73H79ZM87 72H89V71H87ZM154 72H157V71H154ZM168 72H169V71H168ZM168 72H167V73H168ZM199 72H200V71H199ZM238 72L241 73V71H238ZM252 72H253V71H252ZM252 72H251V73H252ZM254 72H256V71L254 70ZM254 72H253V75H252L251 77H246V78H244V79H243V78H242V79H238V80H236L235 82L230 83V84L227 85V86H224L223 83H222V84H221L222 86H219L218 88H214L213 86L211 87V85H209V83H208V82H210V81L207 82V80H208L209 78H207L206 76H205V78H207V79L205 80V79L201 78V76H200V77H197V75H196L195 82H192V83H194V85H195V83H196V85L198 86V87H196V86L194 87V86H193L194 89H195V88H199V90L201 91V92H199V95L197 94V96H198L199 100L202 101V105H203L204 103L206 104V106H207V104H209V105L212 104V106H213V105H217V106H218V105H220V106H222V105H223V106L226 105V107L229 105V107L232 108L233 110L231 109L232 111H229V112H228V114H227L228 117H226V118H229V122H230V121H231V122H237V121L242 120L243 118L245 119L244 115L246 114V113H245L246 111L244 110V111H245V112H244L245 114H244V113H243V106H244V105H242V104L246 103L247 101H248L247 103H249L250 100H254V99L258 100V98H262V96H264V75L261 76L260 74H258V73H254ZM46 73H47V72H46ZM49 73H50V72H49ZM142 73H143V72H142ZM160 73H161V71H160ZM182 73H181V74H182ZM242 73H244V72L242 71ZM262 73H263V72H262ZM20 74H21V73H20ZM29 74H30V73H29ZM52 74H53V73H52ZM56 74H57V73H56ZM58 74H60V73H58ZM69 74H70V73H69ZM71 74H73V72H72ZM75 74H76V73H75ZM100 74H101V73H100ZM108 74H109V73H108ZM110 74H111V73H110ZM170 74H169V75H170ZM172 74H171V75H172ZM178 74H177V75H178ZM236 74H237V73H236ZM245 74H246V72H245ZM60 75H61V74H60ZM79 75H80V74H79ZM81 75H82V74H81ZM103 75H104V74H103ZM128 75H129V74H128ZM136 75H137V74H136ZM140 75H141V74H140ZM145 75H146V74H145ZM154 75H155V74H154ZM156 75L158 76V75H161V74H156ZM224 75H225V74H224ZM234 75H235V74H234ZM237 75H238V74H237ZM237 75H236V76H237ZM240 75H241V74H239V76H240ZM243 75H244V74H243ZM35 76L37 77V75H35ZM54 76H55V75H54ZM54 76H53V77H54ZM82 76H83V75H82ZM106 76H107V75H106ZM109 76H110V75H109ZM111 76H112V75H111ZM114 76H115V75H114ZM163 76H164V75H163ZM182 76H183V74H182ZM202 76H203V75H202ZM1 77H2V76H1ZM12 77H13V76H12ZM17 77H18V76H17ZM51 77H52V75H51ZM76 77H77V76H76ZM83 77H84V76H83ZM92 77H93V76H91V78H92ZM133 77H134V76H133ZM141 77H142V75H141ZM149 77H150V76H149ZM149 77H148V78H149ZM151 77H152V76H151ZM153 77H154V76H153ZM153 77H152V78H153ZM191 77H192V76H191ZM191 77H190V78H191ZM218 77H219V76H218ZM232 77H234V76H232ZM244 77H245V76H244ZM49 78H50V77H49ZM54 78H55V77H54ZM64 78H65V77H64ZM70 78H71V77H70ZM91 78H90V79H91ZM116 78H117V77H116ZM130 78H131V77H130ZM137 78L139 79L140 77H137ZM137 78L135 77V79H137ZM182 78H183V77H182ZM192 78L194 79V77H192ZM15 79H16V78H15ZM23 79H24V78H23ZM46 79H47V78H46ZM65 79H66V78H65ZM72 79H73V78H72ZM83 79H84V78H83ZM83 79H82V81H83ZM85 79H86V78H85ZM88 79H89V78H88ZM99 79H100V76H99ZM143 79H147V78L145 77V78H143ZM143 79H142V80H143ZM154 79H155V78H154ZM184 79H185V78H184ZM225 79H227V78H225ZM225 79H224V80H225ZM29 80H30V79H29ZM29 80L27 79V81H29ZM49 80H50V79H49ZM80 80H81V79H80ZM94 80H95V79H94ZM103 80H104V79H103ZM103 80H101V81H103ZM139 80H140V79H139ZM142 80H141V82H142ZM150 80H151V79H150ZM150 80H149V81H150ZM190 80H191V79H190ZM190 80H189V81H190ZM219 80H220L221 82H223L222 79H219ZM4 81H5V80H4ZM10 81H11V80H10ZM10 81H9V82H10ZM43 81H46V80L43 79ZM57 81H58V80H57ZM62 81H63V80H62ZM71 81H72V80H71ZM95 81H97V80H95ZM106 81H107V80H106ZM127 81H128V79H127ZM152 81H153V80H152ZM155 81H156V80H155ZM172 81H173V80H172ZM192 81H193V80H192ZM213 81H215V83H216V82L218 81V79H217V81H216V80H213ZM60 82H61V81H60ZM66 82H67V80L65 81V83H66ZM69 82H70V81H69ZM77 82H78V81H77ZM79 82H80V81H79ZM84 82H85V84H86V81H84ZM104 82H105V81H104ZM104 82H103V84H104ZM113 82H114V81H113ZM128 82H129V81H128ZM131 82H132V81H131ZM133 82H136V80L133 81ZM133 82H132V84H133ZM138 82H139V81H138ZM143 82H144V80H143ZM143 82H142V83H143ZM225 82H226V81H225ZM230 82H231V81H230ZM45 83H46V82H45ZM61 83H62V82H61ZM70 83H71V82H70ZM108 83H109V82H108ZM110 83H112V82H110ZM142 83H141V84H142ZM145 83H146V82H145ZM145 83H143V85H144ZM154 83H155V82H154ZM168 83H169V81H168ZM168 83H167V84H168ZM0 84H3V82L0 83ZM26 84H27V83H26ZM29 84H30V83H29ZM32 84H33V83H32ZM52 84H53V83H52ZM55 84H56V83H55ZM57 84H58V82H57ZM74 84H77V83L75 82ZM81 84H82V82H81ZM83 84H84V83H83ZM96 84H97V83H96ZM138 84H139V83H138ZM147 84H148V83H147ZM158 84H159V83H158ZM173 84H174V83H173ZM180 84H181V83H180ZM189 84H190V83H189ZM8 85H9V83H8ZM10 85H12V84H10ZM33 85H34V84H33ZM41 85H42V83H41ZM72 85H73V84H72ZM72 85H71V86H72ZM94 85H95V83H94ZM105 85H106V84H105ZM110 85H111V84H110ZM123 85H124V84H123ZM129 85H130V83H129ZM139 85H140V84H139ZM182 85H183V84H182ZM182 85H181V86H182ZM192 85H193V84H192ZM215 85L217 86V84H215ZM18 86H19V85H18ZM36 86H37V85H36ZM43 86H44V85H43ZM71 86H70V87H71ZM75 86H76V85H75ZM75 86H74V87H75ZM100 86H101V85H100ZM181 86H180V88H181ZM9 87H11V86H9ZM47 87H48V86H47ZM59 87H60V85H59ZM63 87H64V86H63ZM63 87H62V88H63ZM68 87H69V86H68ZM74 87H72V88L74 89ZM107 87H108V86H107ZM117 87H118V86H117ZM125 87H127V86L125 85ZM130 87H131V86H130ZM169 87H170V86H169ZM172 87H175V86H172ZM176 87H177V86H176ZM190 87H192V86H190ZM193 87H192V88H193ZM0 88H1V87H0ZM13 88H14V87H13ZM15 88H16V87H15ZM23 88H24V87H23ZM44 88H45V87H44ZM66 88H67V87H66ZM75 88H76V87H75ZM100 88H101V87H100ZM104 88H105V87H104ZM138 88H139V87H138ZM156 88H158V87H156ZM21 89H22V88H21ZM24 89H25V88H24ZM39 89H40V88H39ZM67 89H68V88H67ZM79 89H80V88H79ZM79 89H78V90H79ZM89 89H90V87H89ZM92 89H93V87H92ZM97 89H99V88H97ZM130 89H131V88H130ZM146 89H147V88H146ZM148 89H149V88H148ZM154 89H155V88H154ZM159 89H160V88H159ZM178 89H179V88H178ZM194 89H193V90H194ZM17 90H18V88H17ZM22 90H23V89H22ZM41 90H42V89H41ZM45 90H46V89H45ZM47 90H48V89H47ZM53 90H55V89H53ZM64 90H65V89H64ZM81 90H82V89H81ZM107 90H108V89H107ZM134 90H135V88H134ZM199 90H197V91H199ZM12 91H13V90H12ZM56 91H57V90H56ZM66 91H67V90H66ZM74 91H75V90H74ZM93 91H94V90H93ZM110 91H111V90H110ZM126 91H127V90H126ZM141 91H142V90H141ZM151 91L153 92V89H152ZM151 91H150V95L152 94ZM167 91H168V90H167ZM174 91H175V90H174ZM176 91H177V90H176ZM180 91H181V90H180ZM197 91H196V92H197ZM15 92H16V91H15ZM17 92H18V91H17ZM59 92H60V91H59ZM70 92H72V91L70 90ZM76 92H77V90H76ZM101 92H103V91H101ZM120 92H121V90H120ZM122 92H123V91H122ZM127 92H130V91H127ZM155 92H156V91H155ZM163 92H164V91H163ZM182 92H183V91H182ZM2 93H3V90H2ZM36 93H37V92H36ZM52 93H53V92H52ZM66 93H67V92H66ZM83 93H84V92H83ZM98 93H99V92H98ZM123 93H124V92H123ZM164 93H165V92H164ZM169 93H170V92H169ZM175 93H176V92H175ZM47 94H48V93H47ZM57 94H58V93H57ZM61 94H62V93H61ZM70 94H71V93H70ZM72 94H73V93H72ZM77 94H78V92H77ZM81 94H82V93H81ZM100 94H102V93H100ZM126 94H127V93H126ZM153 94H154V92H153ZM157 94H158V93L156 92V94H155V96H154V97L156 98V100H157V97H158V96H159V99H160V98L162 99L164 96H167V95H164L163 97H161L162 95H158V96H156ZM161 94H162V92H161ZM165 94H166V93H165ZM10 95H11V94H10ZM18 95H19V94H18ZM18 95H17V96H18ZM39 95H40V91H39ZM39 95H38V97H39ZM49 95H50V94H49ZM59 95H60V94H58V96H59ZM85 95H86V94H85ZM95 95H96V94H95ZM117 95H118V94H117ZM143 95H144V94H143ZM147 95L149 96V94H147ZM170 95H171V94H170ZM180 95H181V94H180ZM193 95H194V94H193ZM28 96H29V95H28ZM32 96H33V95H32ZM45 96H46V95H45ZM45 96H44V97H45ZM50 96H51V95H50ZM97 96H98V95H97ZM126 96H127V95H126ZM134 96H135V95H133V97H134ZM139 96H140V95H139ZM139 96H138V97H139ZM145 96H146V95H145ZM172 96H173V95H172ZM182 96H183V95H182ZM195 96H196V94H195ZM40 97H42V96H40ZM46 97H47V96H46ZM52 97H53V96H52ZM105 97H106V96H105ZM114 97H115V95H114ZM114 97H112V98H114ZM138 97H135V98L137 99ZM169 97H171V96H169ZM169 97H168V98H169ZM173 97H174V96H173ZM185 97H186V96H184V98H185ZM188 97H189V96H188ZM3 98H4V97H3ZM3 98H2V99H3ZM115 98H116V97H115ZM127 98H128V97H127ZM127 98H126V99H127ZM129 98H130V97H129ZM140 98H143V97H140ZM140 98H139V100H140ZM149 98H151V96H149ZM168 98L166 97V99H168ZM191 98H192V97H191ZM24 99H25V98H24ZM105 99H106V98H105ZM109 99H110V98H109ZM163 99H164V98H163ZM169 99H171V98H169ZM181 99H182V98H181ZM11 100H12V99H11ZM41 100H43V99H41ZM115 100H116V99H115ZM115 100H114V101H115ZM117 100H118V99H117ZM153 100H154V99H153ZM173 100H174V99H173ZM194 100H195V99H194ZM194 100H193V101H194ZM196 100H197V99H196ZM196 100H195L196 103L199 102V101H196ZM259 100H260V99H259ZM13 101H14V100H13ZM57 101H58V100H57ZM97 101H98V100H97ZM144 101H145V99H144ZM148 101H149V100H148ZM148 101H147V102H148ZM154 101H155V100H154ZM175 101H176V100H175ZM182 101H183V99H182ZM29 102H30V101H29ZM84 102H86V101L84 100ZM111 102H112V101H111ZM126 102H127V101H126ZM131 102H132V101H131ZM133 102H134V100H133ZM133 102H132V103H133ZM136 102H137V101H136ZM136 102H135V104H139V102H138V103H136ZM156 102H157V101H155V102L153 103V102L151 101V103H153L154 105H156V107H158L157 104H161L160 106H162V107L160 108V110H162V108L165 107V103H166L165 100H163L164 104H163V103H160V102H159V103H156ZM176 102H177V101H176ZM252 102H253V101H252ZM261 102H262V100H261L260 102H257V101H256L257 104H259V103L261 104ZM263 102H264V101H263ZM19 103H20V102H19ZM36 103H37V102H36ZM88 103H89V102H88ZM88 103H87V104H88ZM109 103H110V102H109ZM114 103H115V102H114ZM140 103H141V102H140ZM167 103H168V102H167ZM170 103H171V102H170ZM172 103H173V101H172ZM172 103H171V105H172ZM192 103H193V102L191 101V104H192ZM200 103H201V102H200ZM256 103H254V104H255L254 107L257 105ZM26 104H27V103H26ZM70 104H71V103H70ZM149 104H150V103H149ZM162 104H163V105H162ZM179 104L182 105V104H181V101H180ZM179 104L177 103V106H178ZM191 104H189L188 107H190L192 110H193L192 107H194V106H195L197 109H199V110L201 109V107H200V108L197 107L195 103H193V104H195V105H193L192 107L190 106ZM251 104H252V103H251ZM251 104H250V105H251ZM260 104H259V105H260ZM263 104H264V103H262L261 105H263ZM44 105H46V104H44ZM85 105H86V104H85ZM127 105H128V104H127ZM151 105H152V104H151ZM154 105H153V106H154ZM166 105H167V104H166ZM169 105H170V104H169ZM200 105H201V104H200ZM245 105H246V104H245ZM250 105L248 104L247 107H249ZM259 105H257V106L261 108V106H259ZM4 106H5V105H4ZM39 106H40V105H39ZM68 106H69V105H68ZM68 106H67V107H68ZM96 106H97V105H96ZM101 106H102V105H101ZM116 106H117V105H116ZM130 106H131V105H130ZM133 106H134V105H133ZM133 106H132V108H133ZM146 106H147V104H146ZM148 106H149V105H148ZM203 106H204V105H203ZM212 106L209 108L210 111H209V110H206V111L209 112V114H210L211 110H213ZM251 106H252V105H251ZM251 106H250V107H251ZM257 106H256V107H257ZM30 107H31V106H30ZM42 107H43V106H42ZM46 107H47V106H46ZM79 107H80V106H79ZM84 107H85V106H84ZM103 107H104V106H103ZM110 107H111V106H110ZM156 107H155V108H156ZM213 107H214V106H213ZM229 107H227V108H229ZM252 107H253V106H252ZM252 107H251V108H252ZM254 107H253V108H254ZM258 107H257V112H258ZM262 107H263V109H264V106H262ZM8 108H9V107H8ZM37 108H38V107H37ZM40 108H41V107H40ZM60 108H61V107H60ZM73 108H74V107H73ZM73 108H72V109H73ZM108 108H109V107H108ZM132 108H131V109H132ZM134 108H136V106H135ZM140 108H141V107H140ZM149 108H150V112H153L152 109H151L152 107H149ZM155 108H154V109H155ZM184 108H185V106H184ZM196 108H194V110H195ZM203 108H204V107H203ZM205 108H206V107H205ZM215 108H216V106H215ZM220 108H221V107H220ZM222 108H223V107H222ZM222 108H221V109H222ZM227 108H226L225 110H227ZM251 108H250V110H249V108L247 109L248 112L252 110ZM260 108H259V111L261 110ZM61 109L63 110L64 108H61ZM61 109H60V111H61ZM75 109H76V108H75ZM102 109H103V108H102ZM115 109H117V108H115ZM115 109H114V110H115ZM118 109H119V107H118ZM129 109H130V107H129ZM136 109L139 110V108H136ZM164 109H165V108H164ZM164 109H163V110H164ZM168 109H169V108H168ZM168 109H166L165 111H161V113L164 112V114H165V112H167ZM175 109H176V108H175ZM178 109H179V108H178ZM182 109H183V108H182ZM187 109H189V108H187ZM206 109H207V108H206ZM217 109H218L219 111H221V110L219 109V106H218ZM217 109L215 110V114H216V111H218ZM223 109H224V108H223ZM244 109H246V108H244ZM255 109H256V108H255ZM73 110H74V109H73ZM81 110H82V109H81ZM91 110H92V109H91ZM122 110H123V109H122ZM134 110H135V109H134ZM140 110H141V109H140ZM173 110H174V109H173ZM176 110H177V109H176ZM189 110H190V109H189ZM201 110H202V109H201ZM204 110H205V109H203V110L200 111V112L203 113ZM253 110H254V109H253ZM253 110H252V111H253ZM39 111H41V110H39ZM46 111H48V110H46ZM54 111H55V110H54ZM56 111H57V109H56ZM58 111H59V110H58ZM60 111H59V113H60ZM64 111H65V110H64ZM67 111H68V110H67ZM74 111H75V110H74ZM76 111H78V110L76 109ZM79 111H80V109H79ZM86 111H87V109H86ZM86 111H84V112H86ZM99 111H100V110H99ZM125 111H126V110H125ZM125 111H123V112H125ZM128 111H130V110H128ZM128 111H126V113H127ZM147 111H148V110H147ZM154 111H155V110H154ZM156 111H158V110H156ZM181 111H182V110H181ZM185 111H186V110H184V112H185ZM196 111H197V110H196ZM252 111H251V114H250V115H252V117H253V116H255V114L253 115ZM0 112H1V111H0ZM9 112H10V111H9ZM11 112H12V111H11ZM18 112H19V111H18ZM50 112H51V111H50ZM92 112H93V110H92ZM106 112H107V111H106ZM117 112H118V111H116L115 113H117ZM123 112H122V113H123ZM133 112H134V111H133ZM133 112H131V113L133 114ZM140 112H141V111H140ZM140 112H139V113H140ZM150 112H149V113H150ZM169 112H171V111H169ZM174 112H175V111H174ZM190 112H191V111H190ZM190 112H189V115H190ZM200 112H198V113H200ZM253 112H254V111H253ZM257 112H255V113H257ZM52 113H53V112H52ZM54 113H55V112H54ZM57 113H58V112H57ZM59 113H58V114H59ZM68 113H69V112H68ZM74 113H75V112H74ZM77 113H78V112H77ZM81 113H82V112H81ZM88 113H89V112H88ZM110 113H111V112H110ZM112 113H114V112H112ZM129 113H130V112H129ZM135 113H136V112H135ZM145 113H146V112H145ZM154 113H155V112H154ZM161 113H159L158 116L156 115V117L159 118L160 116H162ZM175 113H176V112H175ZM186 113H187V112H186ZM191 113H192V112H191ZM194 113H197V112H194ZM194 113H193V114H194ZM198 113H197V114H198ZM249 113H250V112H249ZM249 113H248V114H249ZM262 113L264 114V112H262ZM262 113H261V114H262ZM6 114H7V113H6ZM9 114H10V113H9ZM18 114H19V113H18ZM29 114H30V112H29ZM61 114H62V113H61ZM63 114H64V112H63ZM63 114H62V115H63ZM65 114H66V113H65ZM65 114H64V115H65ZM89 114H90V113H89ZM123 114H125V113H123ZM132 114L130 115L131 117H132ZM164 114H163V115H164ZM167 114H168V112H167L165 115H167ZM172 114H173V113H172ZM178 114H179V112H178ZM205 114H207V112H205ZM212 114H213V113H212ZM212 114H210L211 117H212ZM258 114H259V113H258ZM13 115H14V114H13ZM20 115H21V114H20ZM64 115H63V117H64ZM80 115H81V114H80ZM84 115H85V114H84ZM99 115H100V114H99ZM126 115H127V114H125L124 116H126ZM136 115H137V114H136ZM136 115H135V116H136ZM140 115H141V114H140ZM150 115H151V114H150ZM150 115H149V118L151 117ZM168 115H169V114H168ZM170 115H171V113H170ZM170 115H169V117H170ZM180 115H181V113H180ZM207 115H208V114H207ZM223 115H224V114H223ZM250 115H248V116H250ZM31 116H32V115H31ZM72 116H73V115H72ZM94 116H96V115H94ZM106 116H108V114H107ZM117 116H118V115H117ZM119 116H120V115H119ZM122 116H123V115H122ZM124 116H123V117H124ZM127 116H128V115H127ZM127 116H126V117H127ZM152 116L155 117L154 114H153ZM171 116H172V115H171ZM174 116H175V115H173V117H174ZM183 116H184V115H183ZM185 116H186V114H185ZM187 116H188V115H187ZM187 116H186V118L184 117V118H182V119H185V120H186V119H189V118H187ZM191 116H192V115H191ZM198 116L200 117V115H198ZM198 116H197V117H198ZM205 116H206V115H205ZM221 116H222V115H221ZM245 116L247 117V115H245ZM17 117H18V116H17ZM20 117H21V116H20ZM56 117H57V116H56ZM58 117H59V115H58ZM68 117H69V116H68ZM78 117H79V116H78ZM81 117H82V116H81ZM103 117H105V116H103ZM114 117H115V116H114ZM120 117H121V116H120ZM156 117L153 118V119H154L153 121H152V120H151V121L148 120V121H149V122H154L155 119H156ZM166 117H167V116H166ZM175 117H176V116H175ZM188 117H189V116H188ZM215 117H216V116H215ZM219 117H220V116H219ZM255 117H256V116H255ZM257 117H258V116H257ZM1 118H2V117H1ZM66 118H67V117H66ZM72 118H73V117H72ZM83 118H84V117H83ZM108 118H109V117H108ZM108 118H107V119L105 118L104 120H107V121H108V120H109ZM111 118H112V117H111ZM117 118H118V117H117ZM133 118H136V117H133ZM133 118H132V119H133ZM140 118H141V117H140ZM140 118H139V119H140ZM151 118H152V117H151ZM205 118H206V117H205ZM212 118H213V117H212ZM223 118H224V117H223ZM21 119H22V118H21ZM50 119H51V118H50ZM54 119H55V118H54ZM61 119H62V118H61ZM81 119H82V118H81ZM100 119H102V118L100 117ZM125 119H126V118H125ZM132 119H131V120H132ZM166 119H168V120H166ZM166 119H164V120L160 119V120H161V122H163V123H165V120L167 121V123L169 122V120H171V119H169V118H166ZM173 119H174V118H173ZM178 119H180V117H179ZM178 119H177V120H178ZM191 119H193V121H191V120L189 119L188 122L191 121V123H192V122L194 123V122L197 120L196 117H195V119H196V120H195V119L193 118V116H192ZM207 119H208V118H207ZM215 119H216V118H215ZM224 119H225V118H224ZM26 120H27V119H26ZM33 120H34V119H33ZM42 120H43V119H42ZM59 120H60V118H59ZM79 120H80V119H79ZM91 120H92V119H91ZM120 120H121V119H120ZM122 120H123V119H122ZM128 120H130V118H129ZM131 120H130V121H131ZM180 120H181V119H180ZM180 120H179V121H180ZM194 120H195V121H194ZM209 120H210V119H209ZM254 120H256V119L254 118ZM15 121H16V120H15ZM45 121H47V120H45ZM88 121H89V120H88ZM109 121H111V120H109ZM109 121H108V122H109ZM118 121H119V119H118ZM118 121H117V122H118ZM141 121H142V120H140L139 122H141ZM146 121H147V119L145 120V122H146ZM148 121H147L146 123H148ZM157 121H158V119H157L155 122H157ZM183 121H184V120H182V122H183ZM186 121H187V120H186ZM186 121H185V123H186ZM199 121H200V120H199ZM204 121H205V120H204ZM210 121H211V120H210ZM210 121H209V122H210ZM220 121H221V120H220ZM246 121H248V120H246ZM262 121H263V120H262ZM12 122H13V121H12ZM21 122H22V121H21ZM41 122H42V121H41ZM49 122H52V120H50ZM65 122H66V121H65ZM94 122H96V120H94ZM97 122H98V121H97ZM97 122H96V124H97ZM108 122H107V123H108ZM112 122H113V121H112ZM155 122H154V123H155ZM171 122H173V121H171ZM176 122H178V121H176ZM176 122H175V123H176ZM207 122H208V120H207ZM224 122H225V121H224ZM256 122H257V121H256ZM24 123H25V122H24ZM52 123H53V122H52ZM52 123H48V125L51 124V126H52ZM89 123H90V122H89ZM98 123H99V122H98ZM115 123H116V122H115ZM123 123H124V122H123ZM127 123H129V122H127ZM127 123H126V124H127ZM133 123H134V121H133ZM133 123H132V124H133ZM142 123H143V122H142ZM154 123H151V125H154ZM185 123L183 122V124H185ZM189 123H190V122H189ZM211 123H212V122H211ZM238 123H239V122H238ZM240 123H241V122H240ZM250 123H251V122H250ZM258 123H260V122H258ZM263 123H264V122H263ZM5 124H6V123H5ZM61 124H63V123L61 122ZM61 124H60V125H61ZM79 124H81V123H79ZM94 124H95V123H94ZM94 124H93V126H94ZM102 124H103V123H102ZM113 124H114V123H113ZM119 124L121 125L120 122H119ZM126 124H125V125H126ZM130 124H131V123H130ZM132 124H131V125H132ZM139 124H141V123H139ZM148 124H150V123H148ZM156 124H157V123H156ZM165 124H166V123H165ZM165 124H164V125H165ZM180 124H181V123H180ZM241 124H242V123H241ZM247 124H248V123H247ZM16 125H17V124H16ZM46 125H47V123H46ZM46 125H45V126H46ZM60 125H59V126H60ZM63 125H65V124H63ZM68 125H69V124H68ZM87 125H88V124H87ZM111 125H112V124H111ZM122 125H123V124H122ZM122 125H121V126H122ZM127 125H128V124H127ZM159 125L162 126V123L160 124V122H159ZM159 125H158V126H159ZM166 125H167V124H166ZM175 125H176V124H175ZM181 125H182V124H181ZM181 125H179V126H181ZM193 125H195V124H193ZM17 126H18V125H17ZM32 126H33V125H32ZM32 126H31V127H32ZM97 126H99V125H97ZM101 126H102V125H101ZM109 126H110V125H109ZM109 126H107V127L110 128ZM112 126H114V125H112ZM136 126H137V125H136ZM158 126L156 125V128H157ZM183 126H185V125H183ZM191 126H192V125H191ZM207 126H208V125H207ZM216 126H217V125H216ZM220 126H221V125H220ZM223 126H225V125H223ZM226 126H227V125H226ZM230 126H231V125H230ZM247 126H248V125H247ZM252 126H253V125H252ZM256 126H258V125H256ZM259 126H261V125H259ZM259 126H258V127H259ZM4 127H5V126H4ZM18 127H19V126H18ZM26 127H30V126L28 125V126H26ZM31 127H30V128H31ZM37 127H39V126L37 125ZM61 127H62V126H61ZM61 127H60V128H61ZM82 127H83V126H82ZM89 127H90V126H89ZM104 127H106V125H105ZM116 127H117V125H116ZM124 127H125V126H124ZM126 127H127V126H126ZM129 127H130V126H129ZM129 127H128V128H129ZM137 127H138V126H137ZM148 127H149V126H148ZM148 127H147V128H148ZM164 127H165V126H164ZM177 127H178V126H177ZM196 127H197V124H196ZM196 127L194 126V128H196ZM200 127H201V126H200ZM202 127H203V126H202ZM211 127H212V126H211ZM218 127H219V126H218ZM227 127H229V126H227ZM249 127H250V125H249ZM102 128H103V127H102ZM119 128H120V127H119ZM161 128H162V127H161ZM179 128H180V127H179ZM190 128H192V127H190ZM203 128H205V127H203ZM206 128H207V127H206ZM209 128H210V127H209ZM209 128H208V129H209ZM222 128H223V127H222ZM262 128H263V127H262ZM26 129H27V128H26ZM33 129H34V128H33ZM40 129H41V128H40ZM46 129H47V128H46ZM58 129H59V128H58ZM64 129H65V128H64ZM64 129H63V130H64ZM90 129H91V128H90ZM103 129H105V128H103ZM120 129H122V128H120ZM132 129H133V128H132ZM141 129H142V128H141ZM150 129H151V128H150ZM183 129H184V127H183ZM187 129H188V127H187ZM192 129H193V128H192ZM214 129H215V128H214ZM226 129H227V128H226ZM226 129H225V130H226ZM242 129H243V128H242ZM242 129H240V130H242ZM253 129H254V128H253ZM28 130H29V128H28ZM30 130H31V129H30ZM41 130H42V129H41ZM56 130H57V129H56ZM76 130H77V129H76ZM100 130H101V129H100ZM110 130H111V129H109V131H110ZM114 130H115V129H114ZM142 130H143V129H142ZM144 130H145V128H144ZM169 130H170V129H169ZM174 130H175V129H174ZM188 130H189V132H191L190 134H193V133L195 134L194 129H193V131H192L191 129H188ZM190 130H191V131H190ZM200 130H201V129H200ZM216 130H217V129H216ZM237 130H238V129H237ZM254 130H255V129H254ZM254 130H252V131H254ZM11 131H12V130H11ZM43 131H44V130H43ZM52 131H53V130H52ZM89 131H90V130H89ZM104 131H105V130H104ZM107 131H108V130H107ZM112 131H113V128H112ZM132 131H133V130H132ZM140 131H141V130H140ZM153 131H155V129H154ZM158 131H159V129H158ZM165 131H167V130L165 129ZM195 131H196V129H195ZM197 131H198V129H197ZM209 131H210V132H209ZM209 131L207 130V132H209V134L207 133L208 135H210L212 129L209 130ZM255 131H256V130H255ZM260 131H262V130L260 129ZM38 132H40V131H38ZM44 132H45V131H44ZM92 132H93V130H92ZM118 132H119V131H118ZM151 132H152V131H151ZM159 132H160V131H159ZM177 132H179L178 134L180 135V129H179V131H177ZM187 132H188V131H187ZM192 132H193V133H192ZM200 132H201V131H200ZM200 132H199V133H200ZM215 132H216V131H215ZM215 132H214V134H215ZM225 132H226V131H225ZM225 132H224V133H225ZM242 132H243V131H242ZM12 133H13V132H12ZM16 133H17V131H16ZM52 133H53V132H52ZM52 133H51V134H52ZM64 133H65V131H64ZM95 133H96V132H95ZM101 133H102V132H101ZM103 133H104V132H103ZM105 133H106V132H105ZM105 133H104V135H105ZM113 133H114V132H113ZM119 133H120V132H119ZM122 133H123V132H121V135H122ZM124 133H125V132H124ZM130 133H131V132H130ZM132 133H133V132H132ZM168 133H169V132H168ZM173 133H175V132H173ZM182 133H183V132H182ZM205 133H206V132H205ZM222 133H223V132H222ZM230 133H231V131H230ZM232 133H233V132H232ZM240 133H241V132H240ZM22 134H23V133H22ZM53 134H54V133H53ZM69 134H70V133H69ZM72 134H74V133H72ZM79 134H80V133H79ZM90 134H91V133H90ZM98 134H99V132H98ZM148 134H149V133H148ZM161 134H162V131H161ZM161 134H160V136H161ZM164 134H165V133H164ZM170 134H171V133H170ZM176 134H177V133H176ZM178 134H177V135H178ZM200 134H201V133H200ZM203 134H204V133H203ZM218 134L220 135V133H218ZM226 134H227V133H226ZM234 134H236V131H235ZM250 134H251V133H250ZM261 134H262V133H261ZM3 135H4V134H3ZM15 135H16V134H15ZM94 135H96V134H94ZM104 135H103V136H104ZM106 135H107V133H106ZM115 135H116V134H115ZM115 135H114V136H115ZM123 135H124V134H123ZM138 135H139V134H138ZM150 135H151V134H150ZM150 135H149V136H150ZM165 135H166V134H165ZM173 135H174V134H173ZM177 135H176V137H177ZM184 135H185V134H184ZM195 135H197V134H195ZM198 135H199V134H198ZM211 135H212V134H211ZM222 135H223V134H222ZM232 135H233V134H232ZM243 135H244V134H243ZM263 135H264V132H263ZM7 136H8V135H7ZM34 136H35V135H34ZM41 136H42V135H41ZM49 136H50V135H49ZM82 136H83V135H82ZM103 136H102V137H103ZM156 136H157V135H156ZM171 136H172V135H171ZM187 136L189 137V135H187ZM187 136H185V138H186ZM192 136H193V135H192ZM201 136H202V134H201ZM201 136H200V137H201ZM226 136H227V135H226ZM10 137H11V136H10ZM10 137L8 136V138H10ZM13 137H14V136H13ZM104 137H105V136H104ZM115 137H116V136H115ZM132 137H133V136H132ZM158 137H159V136H158ZM173 137H174V136H173ZM179 137H180V136H179ZM181 137H183V135H182ZM190 137H191V136H190ZM195 137H196V136H194V138H192V139H195ZM197 137H198V136H197ZM200 137H199V138H200ZM212 137H214V136H212ZM218 137H219V136H218ZM222 137H223V136H222ZM222 137H221V138H222ZM242 137H244V136H242ZM252 137H253V136H252ZM254 137H255V136H254ZM8 138H6V139L10 141L11 139H8ZM62 138H63V137H62ZM70 138H71V137H70ZM84 138H85V137H84ZM159 138H160V137H159ZM170 138H172V137H170ZM207 138H209V136H208ZM207 138H206V140H207ZM219 138H220V137H219ZM228 138H230V136H229ZM228 138H227V139H228ZM1 139H2V138H1ZM65 139H66V138H65ZM74 139H75V138H74ZM100 139H102V138L100 137ZM105 139H106V138H105ZM105 139H104V141H105ZM107 139H108V138H107ZM107 139H106V141H107ZM109 139H110V138H109ZM109 139H108V140H109ZM126 139H127V137H126ZM136 139H137V138H136ZM136 139H135V140H136ZM139 139H140V138H139ZM151 139H152V138H151ZM157 139H158V138H157ZM157 139H156V140H157ZM165 139H166V138H165ZM200 139H201V138H200ZM202 139H203V138H202ZM216 139H217V138H216ZM222 139H223V138H222ZM238 139H240V138H238ZM12 140L14 141V139H12ZM22 140H24V139H22ZM27 140H28V139H27ZM32 140H33V139H32ZM68 140H69V139H68ZM70 140H72V139H70ZM94 140H95V139H94ZM97 140H98V139H97ZM112 140H113V139H112ZM116 140H117V139H116ZM167 140H168V139H166V141H167ZM176 140H177V139H176ZM187 140L193 142V141L190 140V139H187ZM195 140H196V139H195ZM198 140H199V139H198ZM198 140H197V141H198ZM204 140H205V139H204ZM208 140H209V139H208ZM213 140H214V139H213ZM224 140H225V139H223V141H224ZM234 140H235V139H234ZM245 140H246V139H245ZM256 140H257V139H256ZM3 141L5 142V140H3ZM15 141H16V140H15ZM38 141H39V140H38ZM38 141H37V143H38ZM66 141H67V139H66ZM72 141H74V140H72ZM75 141H76V140H75ZM88 141H90V140L88 139ZM113 141H115V140H113ZM113 141H112V143H113ZM120 141H121V140H120ZM128 141H130V140L128 139ZM169 141H170V140H169ZM178 141H179V140H178ZM217 141H218V140H217ZM220 141H221V140H220ZM223 141H222V143H223ZM226 141H227V140H226ZM230 141H231V140H230ZM257 141H258V140H257ZM7 142H8V141H7ZM29 142H30V141H29ZM29 142H28V144H29ZM93 142H95V141H93ZM96 142H97V141H96ZM118 142H119V140L117 141V143H118ZM125 142H127V140H126ZM147 142H149V141H147ZM150 142H151V141H150ZM152 142H153V141H152ZM171 142H173V141L171 140ZM195 142H196V141H195ZM202 142H203V141H202ZM204 142H205V141H204ZM214 142H215V145H216V141H214ZM1 143H2V142H1ZM8 143H10V142H8ZM11 143H12V142H11ZM11 143H10L9 145H8V144H6V145L9 147V146L11 145ZM21 143H22V142H21ZM43 143H44V142H43ZM61 143H62V142H61ZM76 143H77V142H76ZM76 143H75V144H76ZM81 143H82V142H81ZM100 143H101V142H100ZM102 143H104V142H102ZM109 143H111V142H109ZM135 143H136V142H135ZM167 143L169 144V142H167ZM180 143H181V142H180ZM185 143H187V142H185ZM193 143H194V142H193ZM193 143H192V144H193ZM208 143H209V142H208ZM208 143H207V145H208ZM228 143H230V142H228ZM228 143H227V144H228ZM233 143H234V142H233ZM13 144L15 145L14 142H13ZM32 144H33V143H32ZM67 144H68V143H67ZM83 144H84V143H83ZM121 144H122V142H121ZM124 144H126V143H124ZM130 144H132V143H130ZM130 144H129V145H130ZM151 144H152V143H151ZM159 144H160V143H159ZM172 144H173V143H172ZM174 144H175V143H174ZM178 144H179V143H178ZM194 144H196V143H194ZM204 144H206V143H204ZM211 144H212V143H211ZM217 144H218V143H217ZM240 144H241V143H240ZM247 144H248V143H247ZM254 144H255V143H254ZM0 145H1V144H0ZM6 145H5V146H6ZM16 145H17V144H16ZM20 145H21V144H20ZM25 145H27V144H25ZM46 145H47V144H46ZM56 145H57V144H56ZM92 145H93V144H92ZM139 145H140V144H139ZM153 145H154V144H153ZM157 145H158V143H157ZM162 145H163V144H162ZM166 145H167V144H166ZM213 145H214V144H213ZM225 145H226V143H225ZM230 145H231V144H230ZM234 145H235V144H234ZM261 145H262V144H261ZM39 146H40V145H39ZM41 146H42V145H41ZM62 146H63V145H62ZM71 146H73V145H71ZM77 146H78V145H77ZM94 146H95V145H93V147H94ZM98 146H102V145H98ZM107 146H108V144H107ZM107 146H106V148H107ZM109 146H110V144H109ZM118 146H119V145H118ZM127 146H128V145H127ZM135 146H137V145H135ZM149 146H150V145H149ZM172 146H173V145H172ZM175 146H176V145H175ZM175 146H174V148H175ZM182 146H183V145H182ZM185 146H186V145H185ZM192 146H193V145H192ZM221 146H222V144H221ZM223 146H224V145H223ZM0 147H1V146H0ZM68 147H69V146H68ZM104 147H105V146H104ZM122 147H123V146H122ZM133 147H134V145H133ZM133 147H132V148H133ZM158 147H159V146H158ZM166 147H167V146H166ZM168 147H169V146H168ZM176 147L179 148L180 146L178 147V145H177ZM210 147H211V146H210ZM213 147H214V146H213ZM225 147L228 148V146H225ZM231 147H232V146H231ZM258 147H259V146H258ZM2 148H3V147H2ZM36 148H37V147H36ZM64 148H65V147H64ZM82 148H83V147H82ZM99 148H100V147H99ZM119 148H120V147H119ZM134 148H135V147H134ZM134 148H133V149H134ZM145 148H146V147H145ZM145 148H144V149H145ZM150 148H151V147H150ZM159 148H160V147H159ZM171 148H172V147H171ZM188 148H189V147H188ZM195 148H196V147H195ZM195 148H194V149H195ZM198 148H199V146H198ZM207 148H208V147H207ZM220 148H221V147H220ZM240 148H241V147H240ZM30 149H31V148H30ZM30 149H29V150H30ZM52 149H53V148H52ZM57 149H58V148H57ZM60 149H61V148H60ZM69 149H70V148H69ZM101 149H103V148L101 147ZM101 149H100V150H101ZM109 149H111V147L108 148V150H109ZM115 149H116V148H115ZM115 149H114V150H115ZM122 149H123V148H122ZM126 149H127V148H126ZM129 149H131V148H129ZM155 149H158V148H155ZM163 149H164V147H163ZM169 149H170V148H169ZM169 149H168V150H169ZM201 149H202V145H201L200 150H201ZM210 149H211V148H210ZM216 149L219 150L217 147H216ZM216 149H215V150H216ZM223 149H224V147H223ZM246 149H247V148H246ZM10 150H11V149H10ZM13 150H14V149H13ZM15 150H16V149H15ZM38 150H40V148H39ZM42 150H43V149H42ZM44 150H45V149H44ZM66 150H67V149H66ZM73 150H74V149H73ZM106 150H107V149H106ZM116 150H118V149H116ZM152 150H154V149H153V146H152ZM171 150H173V149H171ZM186 150H187V149H186ZM191 150H192V149H191ZM202 150H203V149H202ZM204 150H205V149H204ZM204 150H203V151H204ZM212 150H213V148H212ZM225 150H226V149H225ZM16 151H17V150H16ZM78 151H79V150H78ZM87 151H89V150H87ZM96 151H97V150H96ZM98 151H99V150H98ZM110 151H111V150H110ZM134 151H135V150H134ZM162 151H163V150H162ZM180 151H181V150H180ZM182 151H183V149H182ZM203 151H202V152H203ZM207 151H209V150H207ZM213 151H214V150H213ZM213 151H212V152H213ZM220 151H221V150H220ZM220 151H219V152H220ZM226 151H227V150H226ZM243 151H244V150H243ZM1 152H2V151H1ZM5 152H6V151H5ZM17 152H18V151H17ZM20 152H21V151H20ZM30 152H31V150H30ZM32 152H33V151H32ZM36 152H37V151H36ZM53 152H54V151H53ZM84 152H85V151H84ZM101 152H102V151H101ZM114 152H115V151H114ZM137 152H138V151H137ZM142 152H143V150H142ZM151 152H152V151H151ZM155 152H156V151H155ZM155 152H154V153H155ZM158 152H159V150H158ZM158 152H157V153H158ZM165 152H166V150H165ZM167 152H168V151H167ZM178 152H179V151H178ZM178 152H177V153H178ZM187 152H188V150H187ZM212 152H211V153H212ZM214 152H215V151H214ZM221 152H222V151H221ZM230 152H231V151H230ZM233 152H234V148H233ZM241 152H242V151H241ZM260 152H261L260 149H259V148L257 149L256 146H255V147H253V149H251V151H249V152H247V153H244L243 155H241V154H242V153H241V154H239V155L237 156L238 158H239V156L242 157V159L239 158V159L242 160L241 168H240V169L243 170V171H246L247 176H248V175L252 176V175H253V170H254V169H257V168H255V166L257 167V164H259V163H261V162L264 161V154H262V153H260ZM59 153H60V152H59ZM98 153H99V152H98ZM104 153H105V151H104ZM108 153H109V152H108ZM112 153H113V152H112ZM135 153H136V152H135ZM135 153H133V154H135ZM148 153H149V151H148ZM157 153H155V154H157ZM159 153H161V152H159ZM184 153H185V151H184ZM193 153H194V152H193ZM193 153H192V154H193ZM206 153H207V152H205V154H206ZM208 153H209V152H208ZM223 153H224V152H223ZM225 153H226V152H225ZM225 153H224V154H225ZM33 154H34V153H32V155H33ZM57 154H58V153H57ZM60 154H61V153H60ZM68 154H71V153H68ZM77 154H78V152H77ZM141 154H142V153H141ZM150 154H151V153H150ZM155 154H154V155H155ZM161 154H163V153H161ZM169 154H170V153H169ZM169 154H168V155H169ZM173 154H174V153H173ZM200 154H201V153H200ZM215 154H216V153H215ZM215 154H214V155H215ZM218 154H220V153H218ZM218 154H217V155H218ZM221 154H222V153H221ZM228 154H229V152H228ZM230 154H232V153H230ZM3 155H4V154H3ZM37 155H39V154H37ZM49 155H50V154H49ZM49 155H48V156H49ZM81 155H82V154H81ZM88 155H89V154H88ZM97 155H98V154H97ZM101 155H102V154H101ZM110 155H111V154H110ZM142 155H143V154H142ZM159 155H160V154H159ZM163 155H164V154H163ZM168 155H167V156H168ZM184 155H186V154H184ZM184 155H182V156H184ZM187 155H189V153H188ZM202 155L204 156V154H202ZM208 155H209V154H208ZM208 155H207V156H208ZM232 155H233V156H236V155H234V154H232ZM19 156H20V155H19ZM25 156H26V155H25ZM50 156H51V155H50ZM56 156H57V155H56ZM59 156H60V155H59ZM73 156H74V155H73ZM82 156H83V158H84V155H82ZM107 156H108V155H107ZM136 156H137V155H136ZM155 156H156V155H155ZM164 156H165V155H164ZM169 156H170V155H169ZM180 156H181V155H180ZM189 156H190V155H189ZM189 156H188V158H189ZM203 156H202L203 159L206 158V156H204V157H203ZM209 156H210V155H209ZM218 156H219V155H218ZM33 157H34V156H33ZM62 157H64V156H62ZM137 157H138V156H137ZM143 157H144V156H143ZM143 157H142V158H143ZM152 157H154V156H152ZM161 157H162V156H161ZM176 157H177V156H176ZM191 157H192V155H191ZM221 157H222V159L224 160L223 156H221ZM27 158L29 159V157H27ZM31 158H32V157H31ZM52 158H53V157H52ZM72 158H73V157H72ZM81 158H82V157H81ZM85 158H86V157H85ZM90 158H91V157H90ZM144 158H146V157H144ZM156 158H157V157H156ZM172 158H174V155H173ZM179 158H180V157H179ZM183 158H185V156H184ZM197 158H198V157H197ZM200 158H201V157H200ZM207 158H208V157H207ZM214 158H215V157H214ZM214 158L212 157L213 160H214ZM217 158H219V157H217ZM225 158H227V157H225ZM232 158H233V157H232ZM234 158H235V157H234ZM2 159H3V158H2ZM10 159H11V158H10ZM57 159H58V158H57ZM61 159H62V158H61ZM69 159H70V158H69ZM74 159H75V158H74ZM87 159H88V158H87ZM137 159H140V158H137ZM208 159H209V158H208ZM222 159H221V161H222ZM236 159H237V158H236ZM6 160H7V159H6ZM22 160H23V158H22ZM30 160H31V159H30ZM36 160H37V159H35V161H36ZM39 160H40V159H39ZM42 160H43V159H42ZM47 160H48V159H47ZM63 160H64V158H63ZM82 160H83V159H82ZM92 160H93V159H92ZM99 160H100V159H99ZM143 160H144V159H143ZM143 160H142V161H143ZM145 160H147V159H145ZM156 160H157V159H156ZM158 160H159V159H158ZM176 160H177V159H176ZM181 160H182V159H181ZM187 160H188V159H186V161H187ZM190 160H192V159H190ZM196 160L198 161V159H195L194 161H193V160H192V161L195 162ZM205 160H207V159H205ZM205 160H202V161H205ZM213 160H211V163H212ZM233 160H235V159H233ZM233 160H232V161H233ZM237 160H238V159H237ZM237 160H235V163H236ZM80 161H81V160H80ZM161 161H162V160H161ZM192 161H191V162H192ZM197 161H196V162H197ZM209 161H210V160H209ZM209 161H208V163H209ZM217 161H218V160H217ZM219 161H220V160H219ZM221 161H220V163H221ZM239 161H240V160H239ZM1 162H2V161H1ZM22 162H23V161H22ZM39 162H40V161H39ZM45 162H46V161H45ZM55 162H56V161H55ZM81 162H82V161H81ZM84 162H85V161H84ZM156 162H157V161H156ZM159 162H160V161H159ZM163 162H165V161H163ZM177 162H178V161H177ZM187 162H188V161H187ZM200 162H201V160L199 161V163H200ZM226 162H227V161H225L224 163H226ZM237 162H238V161H237ZM18 163H19V161H18ZM33 163H35V162H33ZM180 163H181V165H182V162H181V161H180ZM188 163H189V162H188ZM188 163H187V164H188ZM202 163H203V162H201L200 164H202ZM208 163H207V166H208ZM215 163H216V161H215ZM217 163H218V162H217ZM217 163H216V164H217ZM222 163H223V162H222ZM233 163H234V162H233ZM233 163H232V164H233ZM9 164H10V163H9ZM11 164H12V163H11ZM38 164H39V163H38ZM62 164H63V163H62ZM62 164H61V165H62ZM65 164H66V163H65ZM67 164H68V163H67ZM71 164H72V163H71ZM101 164H102V163H101ZM103 164H104V163H103ZM103 164H102V165H103ZM106 164H107V163H106ZM159 164H160V163H159ZM183 164H184V163H183ZM212 164H214V163H212ZM216 164H215L214 166H216ZM24 165H25V164H24ZM59 165H60V164H59ZM63 165H64V164H63ZM68 165H69V164H68ZM85 165H87V163H85ZM90 165H91V164H90ZM162 165H164V164H162ZM162 165H160V166H162ZM217 165H218V164H217ZM219 165H221V166L223 167L222 164H219ZM229 165H230V164H228V166H229ZM239 165H240V164H239ZM262 165H263V164H262ZM8 166H9V165H8ZM56 166H57V164H56ZM160 166H159V167H160ZM182 166H183V165H182ZM190 166H191V164H190ZM203 166L205 167V164H204ZM235 166H236V164H235ZM235 166H234V168H235ZM1 167H2V166H1ZM11 167H12V166H11ZM14 167H15V166H14ZM33 167H34V166H33ZM35 167H36V166H35ZM54 167H55V166H54ZM70 167H71V166H70ZM73 167H74V166H73ZM77 167H78V166H77ZM93 167H94V166H93ZM104 167H105V165H104ZM217 167H218V166H217ZM229 167H230V166H229ZM262 167H263V166H262ZM26 168H27V167H26ZM49 168H50V167H49ZM60 168H61V167H60ZM71 168H72V167H71ZM95 168H98V169H99V166H98V167L95 166ZM214 168H215V167H214ZM214 168H213V169H214ZM223 168H225V167H223ZM223 168H222V169H223ZM4 169H5V168H4ZM36 169H37V167H36ZM39 169H41V168H39ZM39 169H38V170H39ZM47 169H48V167H47ZM79 169H80V168H79ZM83 169H85V168H83ZM92 169H93V168H92ZM103 169H104V168H103ZM158 169H159V168H158ZM204 169H206V168H204ZM213 169H212V171H214ZM226 169H227V168H226ZM232 169H233V168H231V170H232ZM56 170H57V168H56ZM64 170H65V169H64ZM208 170H209V169H208ZM210 170H211V169H210ZM228 170H229V169H228ZM233 170H234V169H233ZM236 170H238V169L236 168ZM236 170H235V171H236ZM241 170H240V171H241ZM260 170H262V168H260ZM0 171H1V170H0ZM35 171H36V170H35ZM53 171H54V170H53ZM62 171H63V170H62ZM91 171H92V170H91ZM203 171H204V170H203ZM206 171H207V170H206ZM206 171H204V172H206ZM6 172H7V171H6ZM46 172H47V171H46ZM58 172H59V171H58ZM70 172H72V171H70ZM134 172H135V171H134ZM134 172H133V173H134ZM136 172H137V171H136ZM207 172H209V171H207ZM215 172H216V171H215ZM231 172H232V171H231ZM254 172H256V171H254ZM1 173H2V171H1ZM4 173H5V172H4ZM39 173H40V172H39ZM41 173H42V172H41ZM60 173H61V172H60ZM81 173H82V171H81ZM209 173H210V172H209ZM258 173H259V171H258ZM47 174H48V173H47ZM47 174H46V175H47ZM134 174H135V173H134ZM134 174H133V175H134ZM136 174H137V173H136ZM212 174H213V173H212ZM221 174H222V173H221ZM254 174H255V173H254ZM5 175H6V173H5ZM17 175H18V174H17ZM209 175H210V174H209ZM230 175H232V174H230ZM241 175H242V172H241ZM257 175H258V174H257ZM257 175H256V177H257ZM38 176H39V174H38ZM52 176H53V175H52ZM213 176H214V175H213ZM259 176H260V175H259ZM17 177H18V176H17ZM30 177H31V176H30ZM239 177H240V176H239ZM252 177H255V176H252ZM252 177H251V178H252ZM23 178H24V177H23ZM40 178H41V177H40ZM57 178H58V177H57ZM240 178H241V177H240ZM240 178H239V179H240ZM244 178H245V177H244ZM244 178H243V179H244ZM246 178H247V177H246ZM251 178H250V179H251ZM258 178L261 179V180H263V178H261V177H258ZM35 179H36V178H35ZM208 179H209V178H208ZM208 179H207V180H208ZM212 179H213V178H212ZM239 179H238V180H239ZM252 179H254V178H252ZM40 180H41V179H40ZM205 180H206V179H205ZM245 180H249V179H245ZM261 180H260V181H261ZM5 181H6V180H5ZM31 181L33 182V181H35V180H31ZM216 181H217V180H216ZM241 181H242V178H241ZM252 181L255 182V180H252ZM257 181H259V180H257ZM257 181H256V182H257ZM38 182H39V181H38ZM55 182H56V181H55ZM55 182H53V183H55ZM212 182H213V180H212ZM214 182H215V181H214ZM238 182H240V181H238ZM238 182H237V183H238ZM36 183H37V181H36ZM41 183H42V182H41ZM210 183H211V182H210ZM235 183H236V182H235ZM241 183H242V182H241ZM257 183H258V182H257ZM260 183H261V182H260ZM263 183H264V182H263ZM1 184H2V183H1ZM4 184H5V183H4ZM14 184H15V183H14ZM22 184H24V183H22ZM215 184H217V183L215 182ZM205 185H206V184H205ZM208 185H209V182H208ZM208 185H207V187H208ZM213 185H214V184H213ZM240 185H241V184H240ZM254 185H256V183H254ZM261 185H262V184H261ZM6 186H7V185H6ZM209 186H210V185H209ZM243 186H244V185H243ZM257 186H258V185H257ZM11 187H12V186H11ZM202 187H203V186H202ZM210 187H212V185H211ZM210 187H209V188H210ZM213 187H215V186H213ZM237 187H238V185H237ZM239 187H241V186H239ZM261 187H262V186H261ZM261 187H260V190H261V192H262ZM263 187H264V184H263ZM14 188H15V187H14ZM38 188H39V187H38ZM40 188H41V187H40ZM44 188H45V187H44ZM199 188H200V187H199ZM256 188H259V186L256 187ZM32 189H33V188H32ZM203 189H204V188H202L201 191H202ZM210 189H213V188H210ZM238 189H239V188H238ZM241 189H242V188H241ZM4 190H5V189H4ZM6 190H7V189H6ZM23 190H24V189H23ZM47 190H48V189H47ZM56 190H57V189H56ZM204 190H205V189H204ZM206 190H207V189H206ZM206 190H205V191H206ZM217 190H218V189H216L215 191L217 192ZM221 190H222V189H221ZM221 190H220V191H221ZM256 190L259 192L258 189H256ZM263 190H264V189H263ZM24 191H25V190H24ZM28 191H29V189H28ZM49 191H50V190H49ZM213 191H214V190H213ZM234 191H235V190H234ZM30 192H32V191H30ZM38 192H39V191H38ZM208 192H209V191H208ZM235 192H236V191H235ZM258 192H257V193H258ZM263 192H264V191H263ZM263 192H262V193H263ZM8 193H9V192H8ZM222 193H223V192H222ZM237 194H238V193H237ZM259 194H260V192H259ZM216 195H217V194H216ZM237 196H239V195H237ZM258 196H260V195H258ZM262 196H263V194L260 196V198H261ZM257 198H258V197H256V199H257ZM263 198H264V197H263ZM263 198H262V199H263ZM237 199H238V198H237ZM262 199H261V200H262ZM239 200H240V199H239ZM257 200H259V199H257ZM254 201H255V200H254ZM259 201H260V200H259ZM2 202H3V201H2ZM255 202H256V201H255ZM255 202H254V203H255ZM261 202L264 203V200L261 201ZM261 202H259V203L261 204L260 206L262 207V203H261ZM256 203H257V202H256ZM240 205H241V204H240ZM263 205H264V204H263ZM3 206H4V205H3ZM242 206H243V205H242ZM258 206H259V205H258ZM248 207H249V206H248ZM255 207H256V205L253 206V209H254ZM245 208H246V206H245ZM256 208H257V207H256ZM256 208H255V209H256ZM258 208H259V207H258ZM258 208H257V209H258ZM0 209H1V208H0ZM246 209H247V208H246ZM255 209H254V210H255ZM257 209H256L255 211H258ZM259 209H260V208H259ZM251 210H252V209H251ZM261 210H264V209L262 208ZM241 211H242V210H241ZM243 211H244V210H243ZM246 211H247V210H246ZM255 211H254V212H255ZM263 212H264V211H263ZM263 212L260 211V213H262V214H263ZM250 214H253V213H250ZM254 214H255V213H254ZM254 214H253V215H254ZM257 214H258V212H257ZM257 214L254 216L255 218L258 216ZM246 215H247V214H246ZM263 215H264V214H263ZM260 217H261V216H260ZM243 219H244V218H243ZM245 219H246V218H245ZM250 219H252V218H250ZM253 219H254V218H253ZM256 219H257V218H256ZM254 220H255V219H254ZM246 222H247V220H246ZM241 226H242V224H241ZM205 231H207V230H205ZM247 234H248V233H247ZM252 234H253V233H252ZM249 235H250V234H249ZM206 237H207V236H206Z\"/></svg>","mask_w":264,"mask_h":264}]
</instances>
